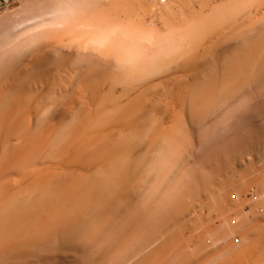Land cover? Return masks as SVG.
Segmentation results:
<instances>
[{"label": "rangeland", "instance_id": "1", "mask_svg": "<svg viewBox=\"0 0 264 264\" xmlns=\"http://www.w3.org/2000/svg\"><path fill=\"white\" fill-rule=\"evenodd\" d=\"M40 1H42V0H40ZM39 0H38V3L40 2ZM45 1V3L47 2V3H49L48 2V0L46 1V0H44ZM70 1V0H69ZM82 0H80V2H81ZM91 0H87V2H90ZM101 1V5L99 4V5H96V6H92L91 5V3H92V1H91V3L88 5L89 6V8L86 6L87 5V3H83L84 4V6L82 5V4H80L77 0H76V2H78L79 4H77V3H75V4H77V5H75V6H77V8L74 6V7H72L73 8V10H72V8H71V5H69V10H71V11H74L75 10V12H73L74 14H72L71 13V11L69 12V15L66 13V14H64V16H66L67 15V18L65 17L64 18V16L61 18V22L62 23H59V21H60V19H59V21H58V23L60 24H58V23H56V22H54V21H52L51 23H47V25H46V23L44 24V26L46 27L45 29H44V26L42 27V29H40L41 27H39L38 29H34V31H31L28 35H27V37H32V34L35 32V30L37 31V33H35L37 36H39V33H46V31H47V33H46V35L48 34H51V35H53V32H55V33H57V32H59V34H60V36H61V33H60V31H62L63 32V30H64V28L66 29H76L77 31H81V34L82 33H84L83 31H85V29H87L88 30V28L90 27V26H92L93 24L92 23H94L95 25H96V28H97V30H98V28L100 29V31L102 30L101 28H105L106 27V25H105V27L103 26L105 23H108L109 21H108V19L109 20H111L112 19V16H113V14H114V16H115V14H117V13H120L118 16H120L121 15V12L119 11V12H117V10H121V6L122 5H125L126 6V4H128V2H126L127 0H124L126 3L124 4V1L123 0H119L120 2L119 3H122V5H120V6H118V2H117V0H100ZM108 1V2H107ZM129 2L131 1V5H129V6H127V8L125 7V9H128V10H130L129 8L131 7V10L132 9H134V11H133V13H130V15H128V16H131V14H132V16L131 17H129V18H131L130 20H128V21H130V22H126L125 21V24H124V26H123V28L121 29H117V27H118V25L116 24V23H118V21L119 20H122L123 18L122 17H120L119 18V20H118V16L116 15V17H117V20L118 21H116V17H115V19H114V21H115V24L117 25V27L115 28L116 29V31L118 32V33H115L114 31V33L111 31L112 29H113V27H111V25L113 24V25H115L113 22H112V20L110 21V22H112V24L110 25V24H108L111 28V30L109 31H104L103 30V32L101 31H99L97 34V36L98 37H94V38H92L91 37V35L90 34H92V33H95L94 31H95V29L93 28V30H92V32H91V30L90 31H88L87 33H89L90 32V34H87V35H90V39H92V46H93V48H95V46H98V48H96V49H101V48H104V47H106V49L104 48V49H101L102 51H104V50H107V48L109 47V45H110V48H114L115 46H117L116 48H118V49H114V50H116L117 52V55H118V57H120L121 55V59L120 60H122V58H123V60H124V58L126 59V60H124L125 61V63H124V61H122L123 62V65L121 66V65H119L120 63H122L121 61H120V63L118 64V60H119V58L117 59V64H118V66H117V64H116V62L112 65H110L109 67L107 66V68H109L108 69V71L110 70V71H112V72H116L117 73V75L118 76H121V75H123V79H125V80H134V78L137 76V77H140V79L141 80H148V78H149V80H151V82L153 81V82H157L156 80H167V79H170V77H171V79H172V77H174L175 76V78L172 80L173 81V83H171L170 84V86L167 88V87H165V85L163 86V88H167L168 90H170L171 89V87H173L174 88V94H173V96L175 95V97H176V93L175 92H177V97L175 98V97H173V98H175V99H173L172 100V98H171V100L170 101H172V103H170L169 101L167 102V103H165L166 105H169V104H173V102L175 101V103L173 104V105H169V108L171 109V111H173V113H171V114H169L165 119H164V121L165 122H163V120H161V124L163 125V126H168L169 128H170V123H173V124H175V129L173 128V130L172 131H174L175 133H171V131L169 132L170 134H171V136L169 135V138L168 139H170L172 136V139L170 140L171 142L169 143V141H168V143H167V150L165 149V146H166V143H164V147L162 148V149H164V150H166V152H165V158H162V157H160L161 158V162H160V160H159V163H156L155 161H151L150 163L152 164L153 163V165H150V164H148L144 169H143V171H140V174H136V175H134V176H136L135 178H132V179H134V180H132V182L134 181V183H135V185L137 184L136 182H138L139 181V183H138V185H139V187L138 188H136V187H134V188H136V189H134L132 186V190L134 191H136V192H134V193H136V194H134L133 193V191L130 189V188H127L124 192H122V191H119V192H117V193H115V195H113L114 194V192H115V190H113L114 192L113 193H111L112 192V190H111V197H109L110 195H108V199L106 198L105 200H103V201H105V202H102V203H105L106 204V206H103L102 204H99L100 205V208H102V207H104V208H102L103 210H100V208H99V210L95 207L96 205H89V206H91V211L93 212L92 214H94V213H96L97 211H100V213L99 212H97L96 214H98V215H96V214H94V215H96V216H94L93 218H92V214H90V212L91 211H89L88 212V214H90V216H91V218L89 217V216H87V218L88 219H91V222H90V224H89V222L87 223L88 225L86 226V224L84 223V222H81L82 220H84V218H85V216L83 215V214H81V213H79V209H82L83 208V205L84 204H80V206H82L81 208H80V206L77 208V207H75V209H71L70 207L72 206H69L67 209H69V211H67L66 209V212L67 213H63L64 215L63 216H54V217H56V218H54V219H56L55 220V222L54 221H51V219H50V216H48V214H45L46 212H50L51 211V206L52 205H48V204H50L49 203V200H46L47 201V203H46V201H44L43 203H42V205H46V206H48L47 208H46V210L44 209L43 210V207H41L42 209H38V208H40V206H42V205H39V204H41L40 202H42L40 199H41V197L42 196H40V198L38 199L37 197H30V196H33V195H30L29 196V194L28 195H26V197H28L27 199H24V200H26V201H28V199H30V198H33V199H35V198H37L36 200H34V202L35 203H37V205L39 206H37V205H34L33 207H32V209L34 208L35 210L36 209H38L37 211L38 212H36V215H32L33 214V211L32 210H30L29 211V209H26L28 212H29V215L28 214H25L27 211L23 208V209H21L20 210V213L21 214H25V215H22L21 216V214L19 213V211H13V212H5V210L3 211V209L2 208H4V206H3V204L5 205V202H6V200H8V199H11L12 197H15V199H19V200H21V201H24V200H22V198H21V196H23V197H25V195H23V194H27L28 192L26 191V190H28V188L30 189V187H27V185L28 184H26L27 183V181H28V179H30L31 177H32V174H33V172H34V174L33 175H35L36 174V170H38V167H39V170H41L43 167H49L50 168V172H51V170H53V173H54V171L56 170V171H58V169L59 168H61V169H64V167L66 166V165H64L65 163H67L66 162V160L69 162V160L71 159H69V157L71 156L72 157V160L74 161L76 158H74L73 159V157H76V156H72V155H70L69 157L68 156H66V158L65 157H63L62 155H60L59 156V154L57 155V153H56V155H57V157H56V159H53L55 156V154L53 155L54 157L52 158L53 160L52 161H48V160H46V159H48V158H46V159H44L43 158V154L40 156V157H37L36 159L37 160H35V158L33 159V160H35V162H36V166H35V164L33 163V161L32 162H29L27 165L28 166H30V164H34L33 166H35V167H30L26 172H24L28 167H23V168H25L24 169V171H23V168L20 170V168H19V163H17V161L15 160L16 158V153H17V149H16V146L18 147V143H20V141L21 140H23V138H25L26 139V137H28L29 136V133L32 131V133H34L36 130L38 131V129H36V130H34L32 127H35L34 126V124L38 121L37 119H42L41 121L43 122V121H45L44 123H46V121L48 122V116H46L47 118H45V120H43L44 118L43 117H45L44 115H43V112H42V110L47 106L48 107V103L49 104H53V101L55 100V98H56V100H58L59 99V97L60 96H63V93L64 92H61L60 93V91H57V93L55 92L54 94H52L51 96H50V102L48 101V103L46 102V106L41 110H39L40 111V113H39V111L37 112L36 110H30L31 111V113H33L32 115L30 114V117H28V119H25L26 121H25V123L23 124V126H24V128L22 127H20V128H17V129H15V127L13 128V130L14 131H12V132H14L13 134H12V132H11V127H8L6 130H5V132H3L4 134H2L3 135V137H2V139H1V141L3 142V143H1V141H0V143H1V145L3 144V146H0V152H1V154H0V163H3V164H0V169H1V167H3L1 170H2V172L0 171V208H1V211L2 212H0V251L2 250V247L1 246H3V249L4 248H7V251L5 250H3V252L1 253L0 252V254H2V255H0V264H119L120 263V258H122L123 259V257L125 256V254L127 255V256H131V254L135 251V248H133V247H136V246H138V245H134V244H138V243H140V240H138L137 238H139V234H140V237L141 236H143V235H141V231H142V229H144L145 227L147 228H145L143 231H142V234H144V236L146 237V234H150V236H151V234H153L154 232H155V227H157L156 228V230L158 231L159 230V227L161 228L162 226H159V225H161V223L160 222H163L164 221V223L163 224H166L165 222H166V220H164V216L166 215V218L168 217L167 216V214H165V213H167V211L165 210V209H168V211H169V209L170 208H172V207H174L175 209L177 208L178 209V207H176L177 206V204H178V202L177 201H179V202H181V201H183V202H185L186 200H187V198H188V204H189V199H190V194L191 193H193L196 189L195 188H197V186H198V188L202 185H198V184H200L199 182H200V179L203 177V175H202V177L201 178H199V182L197 181V179H198V177H200L201 175H199V174H201L199 171V176L197 177L196 176V172H197V169L198 168H196V166L198 167V166H200V165H204V167H205V169H206V171H207V175H208V171H210V168H214V171H216V170H218V169H220L221 170V168H220V166L222 167L223 165V171L225 170L224 168H225V166L227 167V163H228V165L229 164H231L232 165V167L234 168L233 170L235 171V173L236 172H239L240 173V176L242 175V177L244 176V178H246L245 176H247L246 174H245V172H247L248 171V174H249V179H247L246 180V182H248L249 180L250 181H252V183L250 182V183H247L246 184V182H245V186H247V191L245 190V192H247V193H245L244 192V195L243 196H247L246 197V199L244 198V200L246 201V202H239V206H238V199H237V205L236 204H234V203H236L235 202V200L233 201V204H232V206H233V208H229V206H230V204H229V206H227L228 204H226L227 203V201H228V198L229 197H231V193H229L228 191L229 190H231V187H230V185L227 183V181H231L233 178L234 179H236V176H235V174H234V172L233 171H228V172H230L229 174H230V176H229V174L227 175V176H225V175H223L222 173H223V171L221 170V172L222 173H220V170H218L215 174H217V175H219V177H217V175H216V178H219V179H222L221 181L220 180H215L216 182H215V184H217V182H219L220 181V184H218V185H220L219 187H220V189H221V187H222V190H223V188H224V190L226 189V186H225V184L227 183L228 184V190H225L224 192H222V190L220 191V193H221V195H224V193L227 191V193H229L230 195H229V197L228 198H226V200H225V197H227L226 196V194L224 195V197L223 196H221V195H219V196H221L222 197V199L223 200H225L226 201V203H224L230 210H231V212H230V210H228V208L227 207H225L224 208V204H222L221 206H223V208L224 209H226L227 211H229L228 213H226L225 214V212H227L226 210H224L223 211V208H220V204L218 203L220 200H222L221 198L220 199H218L217 200V202H216V204L218 203L219 205H218V207L220 208V209H222V211H220L219 209H217L218 207L216 206V204H215V201L216 200H214V199H211L210 200V196H209V198L206 196V194H204L205 196L203 197V192H201V195H199V193H198V196H197V198H198V200L200 201V205L201 206H199V207H197V205H196V203H197V201H196V203L194 202V203H192V204H194V205H190V206H194V207H192V209H194L195 207H197V208H195V209H199L200 210V208L202 207V206H205V205H203L204 203L206 204V209H207V207H208V203H206L208 200L211 202L212 200H213V203H214V208L215 209H213V210H216V212H214V215H213V219L218 223V221L219 220H216V218L218 219V216H216V217H214L216 214L215 213H217V215H218V212L220 211V214H221V216H219V217H221L222 219H224L225 217H228V219L230 220V223H229V220H220L221 222L220 223H223L224 221L226 222V221H228V224L226 223V225H227V228H225V230L226 229H232L233 227H231V226H233V225H231L230 226V224H231V220L232 219H234L235 218V222H237V225L239 226V224H240V226H241V223H243V219L241 220L239 217H241V215H243V217H249L251 214H249V212L251 211L250 209H252V211H255V213H256V211H259V213L263 210L264 211V208L262 209V207L264 206V199L263 200H261L262 198V196L260 195V193L261 192H263L262 191V189H263V187H262V185H264V183L263 184H261L264 180H262V178H264V157H263V155H264V152H263V150H264V148H262L263 146H264V112H263V114L261 113V111H263V108H262V110H260V113H261V116H259L260 118H261V121H260V118H258V119H256L257 117H256V115H259V114H257L259 111L257 110V109H260L261 108V106L263 107V105H264V103L262 104V102H263V100H264V78H263V80H262V78H260V80H259V78H258V76L257 75H260L259 77H261L263 74H264V16H263V14H264V12H261V10H259V7H261V5H262V7L264 6V0H247V2H246V5H245V3L244 2H242V3H244V5L242 4V3H239V2H241V1H245V0H238L239 2H237L236 0H165V2L164 3H162V4H160L161 2L159 1V0H144V2H142L143 0H140V1H138V0H128ZM133 1V2H132ZM170 1V2H169ZM185 1V2H184ZM204 1V2H203ZM222 1V2H221ZM224 1V2H223ZM228 1V2H227ZM235 2V3H233V2ZM248 1L251 3H249L250 4V6H249V4L247 5V3H248ZM29 2H33L32 0H28V1H26V0H16L15 1V3H13L12 5H10V6H7V7H2V8H0V16L3 18H1L2 19V21L3 20H5V19H9V20H5V21H8L7 23H8V25L12 22V21H14V20H12V18H16V17H18V16H20L21 14L23 15L24 14V12L26 13L27 11H23V13H21L20 11H22V9H27L28 10V5L30 4ZM36 2V1H35ZM35 2H33V3H35ZM74 3L75 1L73 0V1H70V3ZM83 2H86V1H83ZM93 2H97V0H95V1H93ZM116 3L115 4V6H113L111 3ZM259 2V3H258ZM69 3V4H70ZM98 3H99V1H98ZM97 3V4H98ZM110 3V4H109ZM150 3V4H149ZM231 3V5H233V4H235L236 6H237V3H238V5L240 6V4H241V6H240V8H238L239 6H237V9H235V10H237V11H235L233 8V14H232V11H230L231 9L228 7L229 6V4ZM111 6L112 5V8L111 7H108L109 8V10H108V8L106 7V6H109V5ZM130 4V3H129ZM145 4V5H144ZM147 4V5H146ZM216 4V5H215ZM93 5H95V4H93ZM228 5V6H227ZM257 6V8L258 9H255L256 8V6ZM32 6V5H31ZM36 6H37V3H36ZM99 8H98V7ZM235 6V7H236ZM242 6H243V8H242ZM27 7V8H26ZM33 7V6H32ZM32 7H30L31 9H32ZM34 7H35V5H34ZM82 7V9L84 10H78V8H81ZM95 7V8H94ZM101 7V8H100ZM104 7V8H103ZM119 9H118V8ZM123 8H124V6H122ZM129 7V8H128ZM133 7V8H132ZM262 7H261V9H262ZM122 8V9H123ZM202 8V9H201ZM218 10H216V9ZM224 8V9H223ZM227 8V9H226ZM244 8H246V10L244 9ZM250 8H254V9H251V10H253V11H250L249 13H248V15L250 16V15H252L250 18H252V17H254L253 19H256L257 17V19H259V16H257L256 15V12H257V10H259L258 12H259V15L261 14L262 15V17L260 16V19L258 20V21H255V20H253L254 22V24L256 23V25H254L253 26V23L249 20L250 18L249 17H247L248 15H246V13H243V14H245L246 15V17H242V14L240 15L241 17L239 18L238 17V15L235 13V12H241V11H243V10H245V11H249L248 9H250ZM264 8V7H263ZM86 9V10H85ZM91 9V10H90ZM95 9V10H94ZM97 9H99L98 11H97ZM103 9V10H102ZM113 9V10H112ZM116 9V10H115ZM124 9V10H125ZM136 9V10H135ZM225 9H226V11H225ZM239 9V10H238ZM18 10H20V11H18L19 12V15L16 13ZM33 10V9H32ZM34 10H36L35 8H34ZM78 10V11H77ZM89 10V11H88ZM111 10V11H110ZM123 10V11H124ZM127 10V11H128ZM130 10V12H132ZM215 10V11H214ZM223 10V11H222ZM229 10V12H227ZM255 10H256V12H255ZM86 11V12H85ZM90 11H92L91 13H90ZM96 11V12H95ZM102 11V12H101ZM136 11V12H135ZM214 11V12H213ZM262 11H264V9H262ZM32 12V11H31ZM36 12V11H35ZM77 12V13H76ZM111 12H112V14H111ZM126 12V11H125ZM124 12V13H125ZM195 13V15H194V17L193 16H191V13ZM221 12H223V14L221 13ZM244 12V11H243ZM258 12H257V14H258ZM17 15H16V14ZM21 13V14H20ZM76 13V14H75ZM81 13V14H80ZM94 13H95V16H94ZM97 13V14H96ZM123 13V12H122ZM127 13V12H126ZM129 13V12H128ZM127 13V14H128ZM135 13V14H134ZM136 13H137V15H136ZM193 13V14H194ZM198 13V14H197ZM214 13H216L217 14V16H219L220 15V24L218 23V27H216V26H214V25H216L217 23H216V21H219V20H217L218 18H216L217 16H216V14H214ZM234 13L237 15V18H235L236 17V15H234ZM242 13V12H241ZM252 13H255V16H254V14H252ZM15 14V16H13ZM28 14V13H27ZM31 15H32V13H30ZM100 14V15H99ZM127 14H125L126 16H127ZM205 14V15H204ZM206 14H209V15H206ZM212 14H214V16H212ZM228 14H229V16H228ZM230 14H232V15H234V16H232V15H230ZM240 14V13H239ZM29 15V14H28ZM30 15V16H31ZM105 16V17H103V16ZM107 15H109V17H107ZM123 15V14H122ZM6 17L5 19H4V17ZM70 16V17H69ZM80 16H82V17H80ZM86 16V17H85ZM100 16H102V18L101 19H105V18H108L107 19V22L106 21H104V19H103V22H104V24H102L101 23V25L99 24H96V23H100L102 20L100 19V21H98L97 19L98 18H100ZM114 16H113V18H114ZM127 16V17H128ZM200 18H202V19H200ZM215 17L214 19L212 18L211 20H209L208 21V19H206V17L208 18V17ZM10 17V18H9ZM72 17V18H71ZM78 17V19H76ZM96 17V18H95ZM127 17H126V19H127ZM178 18V20H180V21H182V22H184L183 24H182V22L180 23L179 21H177L175 18ZM203 17H204V19H203ZM256 17V18H255ZM14 18V19H15ZM63 18H64V20H65V22H64V20H63ZM68 18L70 19V20H68ZM75 18V19H74ZM82 18V19H81ZM91 18H94V19H91ZM125 18V17H124ZM174 18V19H173ZM193 18H195V19H193ZM222 18H224V20H226L227 22H225ZM227 18V19H226ZM234 18H235V21H234V23L236 24H238V23H240L239 25H240V27H239V25L237 26L239 29H237L236 28V26H234V25H232V21L234 20ZM239 18V19H238ZM244 18H246V19H248L247 21H249V23H252L251 25L253 26V29L252 30H255V31H253V33H254V35L252 34V33H250V32H252L251 31V26H247L246 24H249L248 22L247 23H245V25L247 26V27H244L243 25H241V23L242 24H244L242 21H244V22H246L245 20L246 19H244ZM1 19H0V25L2 24V21H1ZM11 19V20H10ZM74 19V20H73ZM83 19H85V21L88 23V25H87V23L83 20ZM86 19H88L90 22H92V23H90V22H88V20H86ZM125 19V20H126ZM238 19V20H237ZM241 19V20H240ZM243 19V20H242ZM256 19V20H257ZM68 20V21H67ZM73 20V21H72ZM76 20V21H75ZM81 20V21H80ZM93 20H96L95 22L93 21ZM173 20L174 21H177L176 23L174 22V23H171V22H173ZM194 20V21H193ZM195 20H196V22H195ZM208 21V24H206V23H204V22H200V21ZM240 20V22H238ZM11 21V22H10ZM78 21V23H76ZM82 21H84V22H82ZM98 21V22H97ZM210 21H212L211 23L213 24L214 22V24H213V26L214 27H212V29H210L211 28V26H212V24L210 23ZM214 21V22H213ZM63 22H64V24H63ZM109 22V23H110ZM120 22V24H121V21H119ZM167 22V23H166ZM180 24H182L183 26H180L179 25V23ZM197 24V28L195 27V23ZM198 22H200V23H198ZM221 22H224V24L223 23H221ZM52 23H53V25H55V24H57L56 26L57 27H54L53 25H52ZM68 23V24H67ZM81 23V24H80ZM202 23H204L203 24V27H202ZM5 24H6V22H3V27L5 26ZM49 24V25H48ZM62 24V25H61ZM67 24V25H66ZM71 24H73V25H71ZM91 24V25H90ZM119 24V25H120ZM122 24V25H123ZM185 24V25H184ZM191 24H194L193 26H192V28H194V29H190V30H197L198 29V25L202 28V30H204L205 31V34H203L204 33V31L202 32L201 30H200V27H199V31L198 32H196V34L198 35H204V38L206 37V39H208V40H204V38L202 37H200L199 38V35L198 36H196L195 34H194V32L195 31H193L192 32V34L190 35L189 33V29H187L188 28V26L189 25H191ZM211 24V25H210ZM8 25H6L7 27H8ZM43 25V24H42ZM60 26V28H59V26ZM66 25V26H65ZM68 25H69V27H68ZM71 25V26H70ZM76 25V26H75ZM81 25V26H80ZM90 25V26H89ZM97 25H98V27H97ZM121 25V26H122ZM206 27H205V26ZM208 25H210L209 26V28H207L208 27ZM222 25H223V27H222ZM228 25H232V27H233V29H231L230 27H228ZM261 25L263 28H261V26L259 27V26ZM2 26V25H1ZM0 26V27H1ZM51 26H53L52 28H50ZM62 26H63V28H62ZM88 26V27H87ZM94 26V25H93ZM167 26V27H166ZM173 26H175L174 28H173ZM179 26L180 27H182V28H180L179 29ZM187 26V27H186ZM241 26H243L244 28H241ZM259 28V30H258V28ZM6 27V28H7ZM71 27V28H70ZM72 27H75V28H72ZM78 27H80V28H78ZM101 27V28H100ZM120 27V26H119ZM226 27H227V29H226ZM248 27H250L249 29H248ZM2 28V27H1ZM47 28L48 29H52L53 30V32L52 31H50V30H47ZM91 27H90V29H92ZM108 28V27H107ZM125 28V29H124ZM173 28V29H172ZM181 31V30H185V28L187 29V32H189V33H187V35L189 34V36L191 37L192 36V41L190 40V42H192L191 44V47L190 48H193V47H195V46H197V50H195V48L192 50V49H189L188 47L189 46H185V48H186V50H184V44L186 45V43H184L186 40H187V37L186 36H184V37H186V40L184 41V42H181V41H179L180 39L182 40V39H184V38H182L183 36H181V38L179 37L181 34L180 33H178V32H176L175 30H178V29ZM189 28H190V26H189ZM196 28V29H195ZM204 28H206L207 29V31L204 29ZM214 28V29H213ZM66 29V31H67V34L69 33V31ZM133 29V30H132ZM171 29V30H170ZM217 29H219V30H222V29H225L226 31H224V32H222V31H220L219 32V30H217ZM235 29H237V30H241V32L243 33V31H244V35H243V37L239 34V33H241L240 31L238 32L237 30H235ZM245 29H247L248 30V32H249V30H250V32L248 33V32H246V30ZM38 30H39V32H38ZM41 30V31H40ZM60 30V31H59ZM74 31L75 33H76V36H77V34L78 33H80V32H78L77 33V31ZM123 30V31H122ZM132 30V31H131ZM170 30V31H169ZM178 30V31H179ZM189 30V31H188ZM209 30H212V31H214L215 32V34H214V32H212L211 34H214V35H217V34H219V36H217L216 37V39H215V43L217 44L218 43V45H222V43L220 42L222 39H223V37L224 38H226V37H230L231 36V38H233L232 36L235 34V38H238V36H237V34H239V37L241 36V40H239V41H241L240 43H242V44H244L245 45V43H247L248 41H250V40H252V38H254L255 37V35H258V36H256V39L253 41L252 40V42H256L255 43V46H249L248 44L250 43V42H248L246 45H245V47L243 46V47H240V43L238 44V46H239V48H237L238 50H237V52H236V48H235V46H237V42H239L237 39H235V40H237L236 42H234V45L235 46H233V44H232V42H231V44H229L230 42V40L231 39H229L228 40V43H227V41H226V43H225V40H224V43L227 45V46H233V48H234V50H235V52L236 53H233L234 52V50H233V52H231L230 51V49H232V47H228V48H226L225 49V47H226V45L224 46L223 45V48H224V50H222L223 48L221 47V45L219 46L220 48H222L221 50L218 48V46L216 45V46H214L215 45V43H214V35H210V32H209ZM217 30V31H216ZM230 30V31H229ZM231 30H234V31H236V32H238V33H234V31H233V33L234 34H232L231 33ZM45 31V32H44ZM49 31V32H48ZM57 31V32H56ZM173 31H175V32H173ZM71 32L72 33H74L73 32V30H71ZM71 32L69 33L70 34V36L72 35L71 34ZM97 32V31H96ZM111 34L112 33V35H110V36H107V37H105V35H109V33ZM184 33L183 34H185V31H183ZM200 32V33H199ZM202 32V33H201ZM218 32V33H217ZM222 32V33H221ZM227 32V33H226ZM246 32V33H245ZM74 33V34H75ZM128 33V34H127ZM132 33H134L133 35H132ZM146 35H145V34ZM175 33V34H174ZM176 33H178V34H176ZM182 33V32H181ZM209 33V34H208ZM217 33V34H216ZM227 35H226V34ZM241 33V34H242ZM73 34V35H74ZM86 34V33H85ZM85 34H83L84 35V37L83 38H86L87 39V37H89V36H87V37H85L86 35ZM102 34V35H101ZM117 34V35H116ZM122 34V35H121ZM141 34V35H140ZM180 34V35H179ZM182 34V35H183ZM193 34H194V38H193ZM222 36H221V35ZM252 35L253 37H251L250 36V38L251 39H249L248 40V37L247 36H249V35ZM31 35V36H30ZM36 35H34L33 34V36H36ZM42 34H40V36L39 37H42L41 36ZM47 35V36H48ZM55 35V34H54ZM58 35V34H57ZM94 35H96V34H94ZM101 35V36H100ZM130 35H131V37H130ZM164 35H165V37H164ZM174 37H173V36ZM178 35V36H177ZM206 35V36H205ZM225 35H226V37H225ZM59 36V37H60ZM80 36V35H79ZM116 36V37H115ZM123 36V37H122ZM171 36H172V38H171ZM207 36H208V38H207ZM211 36V37H210ZM259 36H261V37H259ZM122 37V38H121ZM132 37H134V38H132ZM155 37V38H154ZM177 37V38H176ZM189 37V38H190ZM220 39H219V38ZM258 37V38H257ZM56 38V37H55ZM71 39L73 38V39H76V38H78V36L75 38V35H74V37H70ZM69 38V40H71ZM79 38H81V37H79ZM83 38H81V39H83ZM129 40H128V39ZM141 38V39H140ZM153 38V39H152ZM157 38V39H156ZM161 38V39H160ZM167 38V39H166ZM174 38H176V39H174ZM222 38V39H221ZM248 40H246V39ZM80 39V40H81ZM86 39H84V40H86ZM89 39V44H91V40ZM143 39V40H142ZM196 39H198L197 41H196ZM210 39V40H209ZM213 39V40H212ZM226 39H228V38H226ZM242 39H244L245 41H242ZM77 40V39H76ZM75 40V42H74V44L77 42ZM79 40V39H78ZM79 40V41H80ZM88 40V39H87ZM94 40V41H93ZM101 40H103V41H101ZM165 40V41H164ZM168 40V41H167ZM172 40V41H171ZM175 40H177V41H175ZM201 40V41H200ZM212 40V41H211ZM219 42H218V41ZM78 41V42H79ZM83 41V40H82ZM81 41V42H82ZM96 41V43H94ZM108 41V42H107ZM111 41V42H110ZM114 41V42H113ZM122 41H124V42H122ZM132 41V42H131ZM156 43H155V42ZM174 41L176 42L175 44H173L174 43ZM183 41V40H182ZM188 41H189V39H188ZM204 41L206 42L207 41V43H204ZM223 41V40H222ZM231 41H234V39H232ZM83 42H86V41H83ZM100 42H101V44H100ZM138 42H140V43H138ZM166 42V43H165ZM168 42H170V44L168 43ZM179 42H180V45H179ZM190 42L189 43H187V45L188 44H190ZM196 42V43H195ZM198 42V43H197ZM200 42V43H199ZM243 42H245V43H243ZM251 42V45L253 44ZM80 43V42H79ZM100 45H99V44ZM119 43V44H118ZM132 45H131V44ZM144 43V44H143ZM159 45H158V44ZM182 43H184L183 44V46L181 45ZM212 43V44H211ZM77 44V43H76ZM75 44V45H76ZM85 44V43H84ZM104 46H103V45ZM141 44V45H140ZM162 44V45H161ZM196 44V45H195ZM242 44H241V46H242ZM77 45H79V44H77ZM86 45H88V42L86 43ZM113 45H115V46H113ZM153 45H155V46H153ZM169 45V46H168ZM172 45H174V46H172ZM194 45V46H193ZM201 45V46H200ZM89 46V45H88ZM99 46H103V47H99ZM151 46V47H150ZM181 46V47H180ZM237 46V47H238ZM248 46H249V48H248ZM162 47V48H161ZM178 47H180V49L178 48ZM215 47H217L216 49H217V51L219 52H217L216 51V49H215ZM247 47V48H246ZM89 48H91L90 46H89ZM92 48V49H93ZM147 48V49H146ZM164 48H166V49H164ZM178 48V49H177ZM182 48H183V50H184V52H185V54L183 53V51H182ZM199 48V49H198ZM202 48V49H201ZM207 48H209V49H207ZM242 48V49H241ZM245 50H244V49ZM253 48V49H252ZM95 49V50H96ZM120 49V50H119ZM124 49V50H123ZM146 49V50H145ZM176 49V50H175ZM190 50V52H189V50ZM212 49H214L215 51L213 52V53H217V54H219V58H218V55H216V54H210L209 52L212 50ZM219 49V50H218ZM248 49V50H247ZM119 50V51H118ZM145 50V51H144ZM167 50V51H166ZM171 51V52H173V53H176L175 55H176V57L178 56L179 57V54L177 55V50H181L180 52H181V54L180 55H182V54H184V55H186V57H184V55L183 56H181V57H179V59H182V60H185L184 61V63H183V61H178V59H176L177 61H176V63H175V60H174V65H173V63H171L170 61H173V57H175V56H173V54H171V53H169V51ZM202 50V51H201ZM204 50V51H203ZM226 50V51H225ZM228 50V51H227ZM241 50H243V51H241ZM99 51V50H98ZM98 51H97V54H98ZM122 51V52H121ZM156 51V52H155ZM176 51V52H175ZM213 51V50H212ZM212 51H211V53H212ZM233 53L232 55H235V58H233L234 56H232L231 55V57L233 58H228L227 56L228 55H230V54H228L227 55V53ZM239 51H240V53H239ZM100 52V51H99ZM121 52V53H120ZM165 52V53H164ZM168 52V53H167ZM180 52H178V53H180ZM203 52V53H202ZM243 52V53H242ZM126 53H127V55H126ZM155 53H158V54H155ZM187 53H190V55H188ZM193 53V56L191 55ZM199 53V54H198ZM222 53V54H221ZM226 53V54H225ZM239 53V54H238ZM251 53H252V55H251ZM199 56H198V55ZM224 54V56H225V58L227 57L228 59H225V58H223L224 56H222ZM238 54V55H237ZM242 54V55H241ZM125 55H126V57H125ZM130 55V56H129ZM134 55V56H133ZM149 55V56H148ZM170 55V57H168L167 58V56H169ZM188 55V56H187ZM213 55H214V57H213ZM236 55H237V57L238 58H236ZM251 55V56H250ZM146 56V57H145ZM157 56V57H156ZM173 56V57H172ZM189 57H190V59L191 60H189ZM192 57V58H191ZM207 57V58H206ZM209 57L211 58V59H209ZM216 57H217V59H216ZM221 57L223 58V59H221ZM247 58V61H246V63L244 62L245 60L244 59H246ZM251 57V58H250ZM186 58V59H185ZM214 58V59H213ZM151 59H153V60H151ZM162 59H163V62H161L162 61ZM164 59H165V61H167V62H164ZM197 59V60H196ZM216 59V60H215ZM219 59V60H218ZM220 59L222 60V61H220ZM226 60V63L225 62H223V60ZM149 60H150V62H149ZM201 60V61H200ZM207 60V61H206ZM208 60H209V62H208ZM213 60H215L214 62H213ZM231 60H234V61H231ZM78 61V60H77ZM116 61V60H115ZM132 62V63H126V62ZM154 61H156L155 63H154ZM170 62V65H168L169 64V62ZM220 62V64H218V62ZM182 63V66H180L181 65V63ZM194 62V63H193ZM197 62H198V64H197ZM207 62H208V65H207ZM223 62V63H222ZM232 62V63H231ZM75 63V64H74ZM87 62H84V61H78V62H73V64H72V66H74V67H72V70L74 71V70H79V72H80V70H83V69H85V68H88V67H92V65H88V64H86ZM140 63V64H139ZM162 63V64H161ZM163 63H165V64H163ZM201 63H202V65H201ZM211 63V64H210ZM221 63H222V65H221ZM225 63V64H224ZM228 63V64H227ZM259 63H260V66H262V67H260V66H258L259 65ZM116 64V65H115ZM129 64V65H128ZM160 64V65H159ZM175 64H178L179 65V68H178V66L177 65H175ZM185 64H186V67H185ZM196 64H197V66H196ZM56 64H54V66H55ZM63 65V64H62ZM86 65V66H85ZM115 65V66H114ZM157 65V66H156ZM189 65H191V66H189ZM196 66V68H195V66ZM207 65V67H204V66H206ZM218 65V66H217ZM221 65V66H220ZM227 65H228V67H227ZM52 66L51 65V67L52 68H50V66H47V68L45 69V70H42V73L44 74H46V77L44 78V77H42L41 79L44 81V80H48L49 78H50V80H60L61 79V77L63 78V81L65 82V84H61V86L63 85H69L70 86V84H71V80H74V82L75 81H77V80H82V79H78V77H77V75H75L74 73H73V71L69 68V65L68 66H65V67H68L67 68V71L69 70H71L70 72H71V74H69V75H67L66 76V73H70V72H65L66 71V69H65V71H64V66H63V69H62V66L60 67V69H59V67H57V66ZM59 66V65H58ZM88 66V67H87ZM106 66V65H105ZM104 66V68H106ZM112 66V67H111ZM132 66H134V67H132ZM177 66V67H176ZM199 66V67H198ZM215 66H217L218 67V69H217V67H215ZM220 66V67H219ZM225 68H224V67ZM247 66V67H246ZM48 67L50 68V69H57V72L58 73H60V70H62L61 72V74H58V76L56 75L57 74V72H56V74L54 73V75H51V74H53V72H51L52 70H49L48 69ZM54 67V68H53ZM113 67H114V70H113ZM115 67H120V68H122V69H118V68H115ZM124 67V68H123ZM128 67V68H127ZM130 67V68H129ZM135 67H137V70L135 69ZM147 67V68H146ZM152 67V68H151ZM154 67V68H153ZM161 68V67H163V69H159V68ZM165 67V68H164ZM166 67L168 68V67H170L171 68V70H170V68L169 69H166ZM182 67V68H181ZM184 67V68H183ZM188 67V68H187ZM210 67V68H209ZM212 67V68H211ZM258 67H259V70L261 69V68H263V69H261L260 71L261 72H263V73H261L259 70H257L258 69ZM78 68V69H77ZM107 68H106V70H107ZM125 68H127V69H125ZM156 68V69H155ZM186 68V69H185ZM192 68V69H191ZM194 68V69H193ZM204 68H205V71H204ZM209 68V69H208ZM115 69H117V70H115ZM132 69L134 70V71H132ZM142 69V70H141ZM147 69H149V70H147ZM159 69V70H158ZM187 69H189V70H187ZM199 71V72H197V70ZM213 69V70H212ZM222 69V70H221ZM59 70V71H58ZM105 69L103 70V72L104 71H106ZM163 70V71H162ZM175 70V71H174ZM182 70V71H181ZM191 70H192V73L194 74L193 76V78L195 79V81H194V79L192 78V77H190V78H192V79H190L189 78V76H192V75H189L188 76V74L187 73H190V74H192L191 73ZM195 70V73L193 72ZM258 72H260V73H258L257 74V71ZM45 71V72H44ZM50 71V72H49ZM54 72L56 71V70H53ZM63 71H64V73H63ZM108 71H106V73L108 74ZM109 71V74L107 75L106 73H105V75L107 76V78H105L106 76H104V74H103V72H102V74H103V76L101 75V78L102 77H104V79L105 80H115L116 78H118V77H116V76H113V74L115 75L116 73H113L112 74V72H110ZM120 72L119 74H118V72ZM124 71V72H123ZM125 71H126V73H125ZM128 71V72H127ZM144 71V72H143ZM147 71V72H146ZM149 71H153V72H149ZM184 71V72H183ZM188 71V72H187ZM190 71V72H189ZM201 71H203V72H201ZM209 73H208V72ZM211 71H213L212 73H211ZM240 71H241V73H240ZM49 72V73H48ZM139 72V73H138ZM146 72V73H145ZM161 74H160V73ZM183 72V73H182ZM196 72H197V74H196ZM206 74H205V73ZM216 72V73H215ZM239 72V73H238ZM256 72V74H254ZM41 73V74H42ZM122 73H125V74H122ZM149 73V74H148ZM159 75H158V74ZM171 73V74H170ZM198 73H204L203 75H201L200 76V74L198 75ZM207 73H208V75L209 74H211V75H207ZM243 73V75L240 77V75ZM42 74V75H43ZM63 74V75H62ZM133 74V75H132ZM135 74H136V76H135ZM139 76H138V75ZM142 74H144L143 75V77H142ZM146 74H148V75H146ZM154 74H156L155 76H154ZM166 74V75H165ZM168 74V75H167ZM183 74L185 75V79H183L180 75H182L183 76ZM187 74V75H186ZM217 74H218V76H217ZM232 74V75H231ZM240 74V75H239ZM47 75H48V77H47ZM49 75H51V76H49ZM60 75V76H59ZM72 75V76H71ZM126 75V76H125ZM129 77H131V78H129ZM141 75V76H140ZM150 75V76H149ZM172 75H174V76H172ZM177 75V76H176ZM207 75V76H206ZM237 77H239V79L241 78L242 80H239L240 82H238V80L236 81L237 83H234L235 81H233V79H235V77L236 76ZM250 75V76H249ZM56 77V78H54V77ZM65 76V77H64ZM71 77V79H70V77ZM108 76H111V77H108ZM147 76V77H146ZM160 76V77H159ZM188 76V77H187ZM202 76H205V77H207V79L206 78H204V77H202ZM231 76V77H230ZM264 76V75H263ZM262 76V77H263ZM60 77V79H58ZM115 77V78H114ZM178 77H180L178 80H177V78ZM222 77V78H221ZM254 77V78H253ZM255 77H257L256 79H255ZM121 78V77H120ZM146 78V79H145ZM152 78H154V80H152ZM162 78H164V79H162ZM197 78V79H196ZM199 78H202V79H199ZM204 78V79H203ZM209 78H210V80H209ZM219 78V79H218ZM231 78V80H232V82H231V80H229ZM70 79V80H69ZM103 79V80H104ZM119 79V78H118ZM118 79H116V80H118ZM123 79H119V80H123ZM140 80V79H138V78H135V80ZM170 79V80H171ZM213 79V80H212ZM236 79H238V78H236ZM66 80H67V84H66ZM70 82H69V81ZM175 80V81H174ZM181 80V82H179ZM182 80H185V82H183ZM201 80V81H200ZM202 80H205V82L204 81H202ZM221 80H223L222 82H221ZM251 80V81H250ZM259 80V81H258ZM43 81H41V85H39V88H43L44 87V85H46L45 83L47 82H45L44 81V85L42 84L43 83ZM63 81H61L62 83H64ZM196 81H198V82H196ZM206 81H207V83H206ZM209 81V82H208ZM244 81V82H243ZM262 81H263V83H262ZM68 82H69V84H68ZM200 82H202V83H200ZM217 82H219V83H217ZM229 82H231V84L232 83H234L233 84V88H238V89H240V93H241V91L243 92V93H241V94H239V92L236 90V89H232V85H230V83ZM247 82V83H246ZM248 82H251L250 84L251 85H249L250 86V88L248 87ZM253 82H255V83H253ZM40 83V82H39ZM175 83V84H174ZM176 83H177V85H176ZM221 83L223 84V87H224V84L226 85V83H228L229 84V87H227V88H225V92L227 91V90H229L228 88H230V90H232V92L230 91V93H234L233 95H235L236 94V96L239 98H236L235 100L234 99H232V102L231 103H229L228 101H229V99L231 100V98H232V96H230L231 94H228V96H227V99L225 100V99H223L225 96H226V94L227 93H225V94H223L224 93V91H223V93H222V91H220L219 90V88H221L222 87V85H221ZM245 83V84H244ZM260 85H259V84ZM197 84H199L198 86H197ZM255 84V85H254ZM259 86V87H261V86H263V87H261L260 89H258V88H256L257 87V85ZM108 85L109 86H111L112 84H111V82H108ZM175 85H176V87H175ZM183 85V86H182ZM197 86L196 87V89H195V86ZM238 85V86H237ZM247 86L246 88H245V86ZM43 86V87H42ZM193 87V89H191V88H189V87ZM221 86V87H220ZM228 86V85H227ZM236 86V87H235ZM251 86H252V88H251ZM182 87H183V89H182ZM185 87H186V89H190V91H189V93H188V91L187 90H185ZM188 87V88H187ZM205 87V88H204ZM243 88V89H245V90H241V88ZM64 89H65V87H63ZM62 88V89H63ZM70 88H71V86L69 87V90H70ZM162 88V89H163ZM203 88V89H202ZM249 88V89H248ZM262 88H263V90H262ZM119 89L120 90H122V88L119 86ZM167 89H166V92H168L167 91ZM201 89V90H200ZM227 89V90H226ZM252 89V90H251ZM165 90V89H164ZM163 90V91H164ZM181 90H183V91H185L186 93V95H187V93L189 94L188 96H184L185 94H184V92L183 91H181ZM194 90V91H193ZM219 90V92L220 93H222L224 96L222 97V98H219V99H221V100H225L224 102H228V103H224L223 101H220L219 99L217 100V97L219 96V97H221V95L222 94H217L216 95V93H217V91ZM222 90H224V89H222ZM234 90H236L235 92H233ZM171 91V90H170ZM181 91V93L183 94V97H182V95L181 94H179V92ZM228 92V91H227ZM236 92H238V94L239 95H237V93ZM170 93V92H169ZM202 94V95H201ZM242 94H244V95H242ZM181 95V96H180ZM240 95H242V97H240ZM54 97V100H52V98ZM192 96V97H191ZM197 96V97H196ZM200 96V97H199ZM214 96H216V97H214ZM243 96H244V98H243ZM64 97V96H63ZM63 97H61V98H63ZM181 98V102H182V105L184 106V110L185 111H183V107L181 108V102H180V98ZM188 97V98H187ZM209 97H211V98H209ZM214 97V98H213ZM228 97H230V98H228ZM195 98H197L198 100V102H196V100H195ZM200 98V99H199ZM215 98H216V100H215ZM234 98V97H233ZM194 99V100H193ZM209 99V100H208ZM238 99V100H237ZM55 100V101H56ZM243 100V101H242ZM54 101V102H55ZM256 101H258V102H256ZM261 103H260V102ZM178 102V103H177ZM180 102V103H179ZM183 102H184V104H183ZM209 102V103H208ZM212 102V103H211ZM215 102V103H214ZM218 102V103H217ZM235 102V103H234ZM250 102V103H249ZM254 102V103H253ZM169 103V104H168ZM177 103V104H176ZM208 103V104H207ZM241 103V104H240ZM258 103H260V104H262V105H257V106H255L256 104H258ZM178 104L180 105V106H178ZM212 104L213 105H215V106H213V110L210 108L211 106H212ZM234 104V105H233ZM252 104V105H251ZM194 105V106H193ZM222 105H224V106H222ZM50 106V105H49ZM172 106H173V108H172ZM186 106V107H185ZM196 106V107H195ZM251 106V107H250ZM253 106H255V109L256 110H254V109H252V107ZM258 106L260 107V108H258ZM177 107V108H176ZM179 108H181V110L179 109ZM225 108V109H224ZM254 108V107H253ZM173 109V110H172ZM178 109V110H177ZM229 109V110H228ZM236 109V110H235ZM177 110V111H176ZM179 110H180V112L181 113H183L184 112V116H185V114L187 113V116H185V120H183L182 118H178L177 117V115H175V113L176 112H179ZM245 110H247L246 112H245ZM29 111V112H30ZM188 111V112H187ZM229 111V112H228ZM253 111V112H252ZM257 111V112H256ZM179 112V113H180ZM216 112V113H215ZM240 112V113H239ZM249 112H251V114L250 115H248L249 114ZM256 112V113H255ZM178 113V115H180ZM222 113V114H221ZM247 113V114H246ZM253 113H255V114H253ZM38 114V115H37ZM218 114V115H217ZM39 115H42V116H39ZM182 115V114H181ZM180 115V116H181ZM240 115V116H239ZM242 115H243V118L245 117V115H247V118H245V119H243L242 118ZM37 116H39V117H37ZM251 118H249V117ZM252 116H254L253 117V119H252ZM26 117V118H27ZM37 117V118H36ZM32 119L31 121H30V119ZM240 119V120H238V119ZM180 119V120H179ZM183 120V122H182V120ZM241 119H243V120H241ZM263 119V120H262ZM33 120H34V122H33ZM168 120V122H167V125L165 124L166 123V121ZM244 120H245V122H244ZM247 120H248V122L249 121H253L254 120V123H252V122H250L249 123V125H247ZM241 121H243V123L241 122ZM256 121V122H255ZM262 123H260V122ZM42 122H39L38 121V125H41L42 124ZM26 123H28V124H26ZM39 123H41V124H39ZM44 123L42 124V125H44ZM169 123V124H168ZM260 123V124H259ZM245 124V125H244ZM254 124H257L256 126H253ZM258 125H259V127H258ZM260 125H263V126H260ZM172 126V125H171ZM243 126V127H242ZM247 126H249V128L247 127ZM252 126V127H251ZM26 127V128H25ZM38 126H36V128H37ZM167 127V128H168ZM237 127V128H236ZM242 127V128H241ZM255 127V128H254ZM263 127V128H262ZM30 130H29V129ZM32 128V129H31ZM169 128H168V130H169ZM244 128V129H243ZM250 128H251V130H250ZM9 129V130H8ZM22 129H24V130H22ZM171 129H172V127H171ZM246 129H248V131L246 130ZM16 130H18V131H16ZM34 130V131H33ZM6 131H8V132H6ZM36 131V132H37ZM244 131H245V133H244ZM35 132V133H36ZM239 132V133H238ZM26 133V134H25ZM28 133V134H27ZM255 133H256V136H254V137H252V135H255ZM13 137V138H11V136ZM18 136H17V135ZM31 134V133H30ZM233 134V135H232ZM234 134H237V137H236V135L234 136ZM8 137H7V136ZM262 135V136H261ZM14 136H16V137H14ZM19 136H20V138H19ZM31 136V135H30ZM10 137V138H9ZM18 137V138H17ZM175 137V138H174ZM257 139H256V138ZM17 138V139H16ZM248 138V139H247ZM251 138H253V139H251ZM260 138V139H259ZM6 139V140H5ZM16 139V140H15ZM174 139V141H172ZM243 140H245L244 142H243ZM260 140H262L261 142H260ZM166 141V142H167ZM242 141V142H241ZM251 141H253V143L256 145H254L253 143H251ZM7 142V143H6ZM12 142V143H11ZM22 142V141H21ZM190 144H189V143ZM257 142H259V144L258 145H261V143H262V145H261V149L262 150H259V149H257V151H256V149L255 148H259L258 147V145H257ZM17 143V144H16ZM193 143H194V145H193ZM204 143V144H203ZM250 145V144H252L253 145V148L255 149V151H254V149H245V145ZM250 143V144H249ZM10 144V145H9ZM16 144V145H15ZM8 145V146H7ZM15 145V146H14ZM190 147H189V146ZM244 145V146H243ZM183 148H182V147ZM196 146V147H195ZM4 147H6V148H4ZM13 147V148H12ZM43 147V146H42ZM161 147H162V145H161ZM185 147H186V149H185ZM191 147H193V152L189 149V148H191ZM244 147V149H243V152H246L245 150H247V151H251L252 150V152H246V154H250L251 155V157L248 159V157L249 156H247L246 155V158H243V156H240L239 157V155H244L245 156V154L244 153H240V151H241V149ZM8 148V149H7ZM9 148H12V149H9ZM44 148V147H43ZM42 148V149H43ZM195 148H196V150H195ZM246 148H251V146H246ZM3 149V150H2ZM5 149V150H4ZM182 149V150H181ZM188 149H189V151H188ZM235 149H238V150H235ZM14 150H16V151H14ZM178 150V151H177ZM180 150V151H179ZM230 150V151H229ZM234 150V152L236 151V152H238L239 153V155H238V158L240 159H238L237 158V155H236V158H235V154H237V153H231L232 151ZM259 150V151H258ZM44 151L47 153V151H46V148H44ZM183 151V152H182ZM191 151V152H190ZM260 151H262V153L260 152ZM9 154H8V153ZM11 152H13V153H11ZM16 152V153H15ZM169 152V153H168ZM171 152L172 153H174V154H171ZM188 152H189V154H188ZM195 152V153H194ZM242 152V151H241ZM259 152H260V154H263L262 155V159H261V161H262V163L261 162H259V160H258V157L260 156H258V154H259ZM180 153V154H179ZM183 153V154H182ZM193 153H194V155H193ZM10 155V156H8V155ZM169 154V155H168ZM178 154H179V156H178ZM200 154V155H199ZM13 155V156H12ZM174 155V156H173ZM175 155H176V157H175ZM183 155V156H182ZM195 156L194 158H195V160H193L194 158H193V156L191 157V158H193L192 160L195 162L196 161V158H197V162L195 163V165L196 164H199V165H196L195 167H193L194 166V162H192L191 161V158H189L190 156ZM232 155H234V158H233V156ZM223 156H225V157H223ZM231 158H230V157ZM252 156H253V158H252ZM255 156V157H254ZM11 157V158H10ZM46 157V156H45ZM167 157H169V158H171L170 159V161H168L169 159L167 158ZM172 157H173V159H174V161H172L173 159H172ZM188 157V158H187ZM219 157H221V159H219ZM257 157V158H256ZM3 158V159H2ZM8 158H10L9 160H12V162H11V164H8V163H10V161H7L8 160ZM40 158V159H39ZM43 158V159H42ZM51 158V157H50ZM50 158H49V160H50ZM62 158H64L63 160H62ZM185 158H187V160L185 159ZM242 158V159H241ZM255 158V159H254ZM260 158H261V156H260ZM6 159V160H5ZM69 159V160H68ZM168 159V160H167ZM180 160L181 159V161H176V160ZM185 159V160H184ZM226 159H229L227 162H225L226 161ZM230 159H232L231 160V162H230ZM245 159H247L248 160V162L247 161H245ZM254 161H257L258 160V162H259V165H258V163H257V165H256V162H255V164H254V162L252 161V160ZM257 159V160H256ZM41 160V161H40ZM43 160V161H42ZM46 160V161H45ZM61 160V161H60ZM71 160V163L73 162ZM88 160V159H87ZM166 160V161H165ZM189 160V161H188ZM218 160V161H217ZM220 160L222 161V160H224V161H222V165L220 164ZM243 160V161H242ZM251 160V161H250ZM3 161H5V162H3ZM45 161V162H44ZM60 164V165H64V167L62 168L60 165V167L59 166H57L58 164H57V162ZM63 161H64V163H63ZM76 161H77V159H76ZM78 161L80 162V163H82V160H79L78 159ZM77 161V162H78ZM171 161H172V163H171ZM176 161V162H175ZM187 162V163H185V162ZM235 161H236V163H235ZM240 161V162H239ZM242 161V162H241ZM42 162V163H41ZM77 162H74V163H72V164H74V165H72L71 163L67 166V169H68V173L69 174H66V175H64L63 173H67L66 171V169H64L63 171L60 169L59 171H61V172H63V173H58L59 175L60 174H62V176L61 177H63V175L64 176H67V175H70V176H67L66 178L64 177V178H61L60 176H57V177H59V178H61L60 179V181L62 180L63 181V186L65 185L66 187H69L70 185H71V183H70V185H69V181H71V182H73L75 179H76V173H75V171H74V169L75 168H77L78 169V167L80 166L81 168H83L79 163H77ZM157 162H158V160H157ZM163 162V163H162ZM167 163V165H168V162H170L169 164H171V165H168V166H166V164L165 163ZM180 162L182 163V164H180ZM218 162H219V164H218ZM226 164H225V163ZM230 162V163H229ZM233 162V163H232ZM243 162H247V163H251V164H247V165H249V166H246L245 165V163L243 164ZM5 163V164H4ZM76 163H77V166H76ZM156 163V165H154ZM174 163H175V165H174ZM176 163H178V165L180 164L181 166L179 167H177L176 165ZM189 163H191V165L189 164ZM224 163V164H223ZM253 163V164H252ZM54 164H55V166L56 167H54ZM158 164V165H157ZM183 164H185L184 165V167H183ZM238 166H236V165ZM241 164L242 165H245L244 167L243 166H241ZM18 166V168H15V167H17ZM53 165V167H51ZM150 165V166H149ZM163 165H165V166H163ZM190 165V166H189ZM220 165V166H219ZM73 166V167H72ZM153 166H156L155 167V170H153L152 168H154ZM186 166V167H185ZM213 166H215V167H213ZM47 167L44 169V170H46L47 169ZM71 167H72V169H71ZM79 167V169L78 170H80L81 168ZM151 167V168H150ZM162 167H163V170H162ZM169 167V168H168ZM176 167H177V170L175 171V169H176ZM182 167V168H181ZM202 167V168H201ZM204 167L203 166H200L199 168L201 169V171L202 170H204ZM218 167V168H217ZM230 165L226 168L227 170H231V168L232 167H230ZM235 167H237V168H235ZM256 167V168H255ZM9 168H11V170H9ZM12 168L15 170V171H17L16 173H15V171H13L12 170ZM32 168H33V172H32ZM41 168V169H40ZM48 168V169H49ZM52 168V169H51ZM57 168V169H56ZM66 168V167H65ZM159 168V169H158ZM169 169V172H168V170L167 169ZM170 168H172V169H170ZM179 168V169H178ZM187 168H188V170H187ZM208 168H209V170H208ZM243 170V169H245L244 171H241V169ZM4 169V170H3ZM69 169H70V172H69ZM77 169H75V170H77ZM146 169V170H145ZM160 169L162 170V171H160ZM184 169H186V170H184ZM200 169H198V170H200ZM216 169V170H215ZM250 169V170H249ZM251 169H252V171H251ZM253 169H254V171H253ZM263 171H262V170ZM9 170V171H8ZM19 170L21 171V172H23V173H18L19 172ZM43 170V171H44ZM66 170V171H65ZM77 170V171H78ZM145 170V171H144ZM153 171V174H152V171ZM158 170V171H157ZM167 170V171H166ZM173 170V171H172ZM182 170H184V171H182ZM195 170H196V172H195ZM259 170H261V171H259ZM7 171V172H6ZM11 171V172H10ZM58 171V172H59ZM76 171V172H77ZM84 171V170H83ZM155 171L156 172H158L160 175H158V176H160L159 178H158V176H157V182H156V180L154 181L153 179H154V176L155 175H157V173H155ZM175 172V174H173V173H171V172ZM178 171V173H176ZM187 171V173H185ZM212 171H213V169H212ZM210 172L211 174L210 175H212V176H214L215 177V175H213L214 174V172ZM242 173H241V172ZM250 171V172H249ZM49 172V173H50ZM151 172V173H150ZM163 172V173H162ZM166 172H168V173H170V174H168V173H166ZM179 172H181V173H179ZM184 172V173H183ZM202 172H204L205 174H206V172H205V170L204 171H202ZM225 172V171H224ZM233 172V173H232ZM244 172V173H243ZM252 172V173H251ZM256 172V173H255ZM257 172H259V174L260 175H263V177H261L259 174V176L261 177V185L259 186V180H260V177H258V181L256 180L257 179V175H255V174H257ZM6 173H9V174H6ZM18 173V174H17ZM52 172H51V175L53 174ZM56 173V172H55ZM73 173V174H72ZM81 173H83V172H81ZM80 173V174H81ZM155 173V174H154ZM183 173V174H182ZM222 174L221 176H222V178H220L221 176H220V174ZM239 173H236V175H237V178H241L240 176H239ZM263 173V174H262ZM73 176H72V175ZM76 174V175H75ZM80 174H79V171H78V176H79V178H80ZM150 174H152V175H150ZM167 175L168 174V176H164V175ZM172 174H173V177L176 175V174H179V175H176L175 177H174V179H173V177H172V179L173 180H178V178H181V179H179V181H177L178 182V184H177V182L175 181H170V182H168L169 181V175H171L172 176ZM180 174H182V176L180 175ZM184 174H188L190 177H191V182L193 183V182H195V183H191V182H189V183H191V186L189 185V183L188 182H186V180L187 179H185L186 177H188L187 175L186 176H184ZM234 175V176H231V175ZM243 174H245V175H243ZM14 175V176H13ZM56 175H57V173H56ZM55 175V176H56ZM75 175V176H74ZM83 175V174H82ZM154 175V176H153ZM206 175V176H207ZM210 175H208L209 176V178L208 179H210ZM4 176V177H3ZM133 176V177H134ZM152 176H153V178H152ZM170 176V177H171ZM179 176H181V177H179ZM184 176V177H183ZM22 179L23 180V182L24 181H26L23 185H22V183L20 182V181H17L18 179ZM52 177V176H51ZM57 177H55V179H57ZM68 177H70V178H72L71 180H69L68 182H67V178ZM142 177V178H141ZM149 177V178H148ZM151 177V178H150ZM164 177H165V179H164ZM189 177V178H190ZM213 177V180H209V181H211V183H212V181H214V179H216V178H214ZM224 177H225V179H224ZM226 177H229V178H226ZM13 178H14V180H13ZM17 180H16V179ZM38 178V177H37ZM52 178H54V177H52ZM69 178V179H70ZM74 178V179H73ZM79 178H77L76 180H78ZM166 178H168V179H166ZM184 178V179H183ZM188 178V179H189ZM206 177H205V175H204V179H205ZM230 178H232V179H230ZM243 178V179H244ZM252 178V179H251ZM19 179V180H20ZM63 179H65V180H63ZM135 179H137V180H135ZM148 179V180H147ZM156 179V178H155ZM171 179V180H172ZM203 179V178H202ZM204 179H203V181H204ZM208 179H205V180H208ZM224 179V180H223ZM226 179H229V180H226ZM255 179V180H254ZM9 180V181H8ZM16 180V182H15V184H17L18 185V187L17 186H11V184L13 185V183H14V181ZM21 180V181H22ZM75 180V181H76ZM147 180V181H146ZM151 180H153V182L151 183L150 181ZM163 180L164 181H166L167 180V182L170 184V183H172L173 184V187H171L172 186V184H171V186L169 187V185H168V183L167 184H165V183H161V182H163ZM183 181V182H181V181ZM190 180V179H189ZM59 181V182H60ZM143 181V182H142ZM146 182V184H148L149 182V185L150 186H148L147 185V188L146 189H144V190H142V188H145L146 187V185L143 187V185L145 184V182ZM196 181L198 182V184L196 183ZM202 180H201V182H203ZM208 181V182H209ZM223 181H226L225 183L223 182ZM5 182H6V184H5ZM181 182V183H180ZM205 182V181H204ZM203 182V183H204ZM221 182H222V184L224 183V185H222L221 184ZM258 182V183H257ZM61 183V185H62V182H60ZM67 183V184H66ZM134 183H133V185H134ZM144 183V184H143ZM156 183V184H155ZM174 183H176V184H174ZM182 183H183V185H182ZM141 184H143V185H141ZM160 184H161V186L162 185H167L166 186V189H163V187L164 186H160ZM179 184H180V186H179ZM197 186H196V185ZM212 184H214V182L212 183ZM226 184V185H227ZM253 184V185H252ZM22 185V186H21ZM137 185V186H138ZM189 185V186H188ZM192 185H194V186H196V187H194V186H192ZM251 185V186H250ZM11 186V187H10ZM63 186L61 187V188H63ZM64 186V187H65ZM151 186H153V187H151ZM158 186H159V188H158ZM175 186V187H174ZM182 186V187H181ZM187 186V187H186ZM203 186V185H202ZM201 186V187H202ZM245 186H244V188H245ZM255 186V187H254ZM12 187H17V190H14V188H12ZM20 187V188H19ZM24 187H26V189H24ZM141 187V188H140ZM148 187H150V188H148ZM161 187V188H160ZM167 187L168 188H171V190H174V188H175V191H178V194H179V192H183L184 190H185V194L183 195V193H181L183 196H185L184 198H181V197H183L181 194H179V195H181V197H179V195H176V196H178L179 197V199H178V197H177V199L178 200H176V196L174 195V198H173V195H172V193H177V192H175V191H172L171 192V190H169L168 189V193H171V194H165L164 192H166L167 193ZM176 187H178V188H176ZM179 187H180V189L181 188H183V189H181V190H178L179 189ZM189 187H191V188H194V189H191V190H193V191H187L188 189H189ZM11 190H10V189ZM153 188V189H152ZM158 188V189H157ZM165 188V187H164ZM173 188V189H172ZM186 188V189H185ZM260 188V189H259ZM262 188V189H261ZM13 189V190H12ZM69 189H70V187H69ZM139 189H141L143 192L144 191H146V192H144V193H142L141 191H139ZM150 189V190H149ZM160 189H161V191H160ZM163 189V190H162ZM259 189V190H258ZM23 190V191H22ZM31 190V189H30ZM63 190H66V189H63ZM72 190V189H71ZM129 190H131V191H129ZM153 190V191H152ZM190 190V189H189ZM264 190V189H263ZM12 193V191H13V194H10V192ZM15 191V192H14ZM25 191L27 192V193H25ZM103 191V190H102ZM108 192L110 191V190H107ZM106 189H105V191H103V192H105V193H103V195L105 194L106 195ZM170 191V192H169ZM188 192V194H189V192H190V194L187 196V192ZM232 191V190H231ZM260 191V192H259ZM21 192H23V193H21ZM107 192V194H110V193H108ZM123 193V195H122V193ZM127 192H131L130 193V196L128 195L129 193H127ZM137 192H139V194H141V195H139ZM141 192V193H140ZM160 192V193H159ZM162 192V193H161ZM251 192V193H250ZM255 192H259L258 194L257 193H255ZM124 193H127V195L126 194H124ZM149 193V194H148ZM158 193V194H157ZM155 195V198H154V195ZM159 194H161V195H159ZM252 194H254V195H252ZM263 196H264V192L263 193H261ZM12 197H11V196ZM21 195V196H20ZM133 195H136V196H138V198L136 197V196H133ZM167 195H169V196H167ZM249 195V196H248ZM261 197H260V196ZM114 198H113V197ZM131 196H133V197H131ZM163 197V199H161V197ZM164 196H166V198L164 197ZM195 196V195H194ZM202 196V198L201 199H203V198H205L206 200H205V202H204V199H203V202L204 203H202L201 201L202 200H200L199 198ZM259 197V199L257 198V197ZM5 197H7V198H5ZM10 197V198H9ZM25 197V198H26ZM39 197V196H38ZM105 197V196H104ZM107 197V196H106ZM133 198V199H131L132 201H134L133 203H131L130 202V200H128L127 202H126V199H128V198ZM136 197V198H135ZM159 199H158V198ZM167 197H168V199H167ZM170 197V198H169ZM172 197V198H171ZM193 197V196H192ZM191 197V202H192V199L194 200L195 198L193 197L192 198ZM71 198V197H70ZM111 198H113V199H111ZM129 198V199H130ZM155 199V201H157V203L160 205H157V203L155 204V202L153 201V199ZM181 198V199H180ZM207 198H208V200H207ZM219 198V197H218ZM249 198V199H248ZM252 198H253V200H252ZM18 199L16 200L17 202H19L18 201ZM117 199V200H116ZM125 199V200H124ZM136 200V202H135V200ZM138 199V200H137ZM161 199V200H160ZM185 199V200H184ZM242 199L243 198H241V199H239L240 201H242ZM256 199V200H255ZM258 199V200H257ZM13 200H14V198H13ZM30 200H32V199H30ZM37 200H40V202H37ZM72 200V199H71ZM108 200H113V201H110V202H108ZM124 200V203H128V205L130 204V206H128L127 204H124V203H122V201ZM165 202H164V201ZM168 202H167V201ZM173 200V201H172ZM250 200V201H249ZM3 201H4V203H3ZM21 202V205H22V203L24 204V203H27V202ZM33 201V200H32ZM70 201V200H69ZM73 201V200H72ZM158 201H160V202H158ZM161 201H163L162 203L164 204H162L161 203ZM187 201H186V203H187ZM229 201H231V200H229ZM249 201V202H248ZM253 201H254V204H253ZM259 201V202H258ZM8 202V201H7ZM50 202H52V199H50ZM83 202H84V200H83ZM83 202H81V203H83ZM108 202V203H107ZM111 202H113V203H111ZM176 202H177V204H176ZM182 202V203H183ZM190 202V203H191ZM209 202V203H210ZM222 202V201H221ZM224 202V201H223ZM9 203V202H8ZM20 203V202H19ZM39 203V204H38ZM73 203H75V202H73ZM85 203V202H84ZM135 203V204H134ZM148 203V204H147ZM161 203V204H160ZM170 203V204H169ZM172 203V204H171ZM173 203H175L174 205H173ZM181 203V204H182ZM186 203H183L184 204V206L186 207V205H188V204H186ZM202 203V204H201ZM212 203V204H213ZM228 203H230V202H228ZM255 203H256V205H255ZM67 204H70V203H67ZM111 204V205H110ZM151 204V205H150ZM167 204H169V205H167ZM198 205H199V203H197ZM212 204L211 205H209V209L206 211L205 209H204V207H202L201 209H204L205 211H206V213H205V211L203 212L202 210L200 211V213H202V214H199V215H201V218H203L202 217V215L204 216V214H207V216H208V218L209 219H207L206 218V215H205V218L203 219V220H205V219H207V221H205L206 223L209 221V222H211L210 220H212V216H211V218L209 217V215L212 213V211L210 210V206L212 207ZM242 204V205H241ZM245 204V205H244ZM25 205V204H24ZM23 205V206H24ZM85 205H86V203H85ZM98 205V206H99ZM101 205H102V207H101ZM125 205H127L128 207H126ZM158 207H160V209L159 208H157V206ZM163 205V206H162ZM169 207H167V206ZM170 205H172V207L170 206ZM178 205H180V203L178 204ZM237 206V207H239L240 209H241V207H242V210L240 211V209L239 208H236V209H234L235 207L234 206ZM252 205H254V207H252ZM87 206V205H86ZM86 206H84V207H86ZM93 206V207H92ZM120 206H122L121 208H120V210H118L119 209V207ZM123 206L124 207H126V208H124V209H126V210H121L122 208H123ZM135 206H136V208H135ZM184 206L183 205H181V209H183L184 208ZM246 206H247V208H246ZM259 206H261V207H259ZM38 207V208H37ZM95 207V211H93V208ZM115 207V208H114ZM165 207H167V208H165ZM187 207H189V206H187ZM245 207V208H244ZM128 208V209H127ZM135 208V209H134ZM161 208L163 209V210H161ZM260 208V209H259ZM33 209V210H34ZM90 209H88V210H90ZM143 209V210H142ZM158 210V212H157V210ZM173 209V208H172ZM184 209H186V208H184ZM183 209V210H184ZM191 210V212L189 211V215H190V217L189 218H191L192 216H191V214H193V212H195V216H193V218H191L190 219V221H193L194 223H189V222H185L184 223V221L181 223V226H182V224L184 225V226H188L190 229H191V224H193V228L192 229H194V230H188L189 232L187 233H185V236H186V238H188V242L190 241V235H192V239H191V242H192V244L190 243V244H188L187 242H186V245H185V247L187 248V246L189 245H192V247H191V249H193V248H195V249H198V248H200L201 246L198 244L197 246H196V244L199 242H201L202 240H199L200 238H202L203 239V236H204V238L208 235V237L206 238L207 239V241H208V239L210 240L211 239V237H210V235H211V233H213V231L212 230H210V231H207L206 229H203L205 226H203L202 227V225H204V222H203V224H202V222L200 223L199 222V220L197 219L199 216H197V221L196 220H193L194 219V217H196V213H197V210H193L192 211V209H191V207H189L188 208V210ZM232 209H233V211L234 210H237V211H232ZM257 209V210H256ZM259 209V210H258ZM26 211L25 213H24V211ZM35 210H34V213H35ZM75 210H76V212H75ZM82 210H85V208H83ZM134 212H133V211ZM137 210V211H136ZM209 210H210V212H209ZM23 213H22V212ZM32 211V212H31ZM45 211V212H44ZM64 211V210H63ZM86 211V210H85ZM85 211H83V212H85ZM131 211V212H130ZM161 211V212H160ZM164 211H166L165 213H163ZM245 213H244V212ZM251 211V212H252ZM4 212V213H3ZM17 212V213H16ZM27 212V213H28ZM120 212V213H119ZM122 212V213H121ZM160 212V213H159ZM222 212V213H221ZM10 213V214H9ZM38 213V214H37ZM62 213L61 214H59V215H62ZM75 213H77V214H75ZM118 213H119V215H118ZM129 213H130V217H129ZM132 213V214H131ZM159 215H158V214ZM162 213H163V215H162ZM199 213V212H198ZM197 213V214H198ZM210 213V214H209ZM232 213V214H231ZM240 213V214H239ZM246 213H248L247 215H246ZM258 213V214H259ZM262 213V212H261ZM18 214H20L19 216H21L22 218L23 217H25V219L23 218V220L21 219V223H20V220L17 222L16 220H18V219H20L21 217H19L18 216ZM80 214H81V217L83 218V216H84V218L82 219L81 217H80ZM120 214L122 215V216H120ZM142 214V215H141ZM145 214V215H144ZM219 214V215H220ZM224 214V215H223ZM237 214L238 215H240V216H237ZM252 214L253 215H255L253 212H252ZM263 214V213H262ZM261 214V215H262ZM27 215V216H26ZM31 215H32V217H31ZM50 215V214H49ZM118 215V216H117ZM161 215H162V217H161ZM194 215V214H193ZM226 215H228V216H226ZM244 215H246V216H244ZM253 215L251 216V217H253ZM256 215H257V213H256ZM260 215V216H261ZM13 218H12V217ZM35 216V217H34ZM79 218H78V217ZM110 216H112V218L110 217ZM141 216V217H140ZM155 216V217H154ZM234 216H236L237 218H239V219H237L236 217H234ZM257 216H259V215H257ZM51 217H52V215H51ZM58 217V218H57ZM77 217V218H76ZM132 217V218H131ZM135 217V218H134ZM139 217H140V220H139ZM147 217H150V218H147ZM156 218V219H154V218ZM158 217L161 219V220H158ZM164 217V218H163ZM251 217H249L248 218V220L251 218ZM82 220H81V219ZM87 218H85L86 220H88ZM131 218V219H130ZM134 218V219H133ZM145 218H147V219H145ZM153 218V219H152ZM185 218V217H184ZM189 218H187V220H189ZM201 218H199V219H201ZM254 218V217H253ZM261 219V220H264V214H263V216H261V217H256V219L258 220V219ZM263 218V219H262ZM9 219V220H8ZM53 219V218H52ZM75 219H77V220H75ZM78 219H80V220H78ZM109 219V220H108ZM130 219V220H129ZM145 221H147V222H145ZM153 220L152 222H151V220ZM170 219V218H169ZM183 219V218H182ZM220 219V218H219ZM41 220H43V221H45L46 223H45V226L43 225V223L44 222H42V224L41 223H39ZM95 220V222H93V221ZM103 220H108V222L109 221H111V222H109V224H108V222H107V224L105 223V221H103ZM139 220V221H138ZM154 220H156V223L158 222V226L156 225H154V227H150V225H151V223L152 224H155V221ZM183 220H185V219H183ZM186 220V221H187ZM238 220V221H237ZM239 220H241V222L239 221ZM246 220V219H245ZM252 220V219H251ZM261 220H259L258 221V223L260 224V226L262 227V225L264 226V224H263V222L261 221ZM4 221H8V222H4ZM72 221H74V223L72 222ZM78 221H80V223L78 222ZM85 221V220H84ZM90 221V220H89ZM114 221H116V223H114ZM201 221H202V219H201ZM250 221V220H249ZM249 221H247V222H249ZM253 222H249L246 226H245V223L246 222H244L243 224H242V226H245V227H238V229L239 230H237V228H235V226L237 227V225H235L234 226V228H235V230H237V233H236V231H235V233H236V235H233L234 234V229H233V231L232 230H226V231H229L228 233H230L231 235H229V237H231L232 238V236H235L234 238L235 239H238L237 240V242L235 241V243L236 244H238L240 241H242L243 243H245V242H247V246L246 245H244L245 246V248L246 247H248V242H250V244H252L253 242H254V244L257 242V244L255 245L256 246V248L253 246V245H250L249 244V249H248V252H249V250L251 251V250H253V254H254V251H255V255H253L254 256V258L251 256V254H250V256L252 257V259L249 257V256H246V255H244L245 256V258H247V259H245L244 261L242 260V259H239L240 261L242 260L243 262H241L242 264H244V263H246V264H264L263 262H264V251H263V247H262V249H261V246H263L264 245V227H260V229H259V227H258V223H257V221H256V223H255V219L254 220H252ZM3 222L5 223V224H3ZM78 222V223H77ZM113 222V223H112ZM125 222V223H124ZM134 224H133V223ZM137 222V223H136ZM180 222H181V219L179 220V224H180ZM216 222H214V221H212V224L214 223V225H213V227H211V228H214L215 227V223ZM225 222H224V224H220L221 226H224L225 225ZM240 222V223H239ZM7 223H8V225H7ZM68 223H70L69 225H68ZM112 223V224H111ZM136 223V224H135ZM144 223V224H143ZM199 223V224H198ZM217 223H216V230L218 229V232H219V228L221 227L219 224V226L217 225ZM234 222H232V224H233ZM48 224V225H47ZM85 224V225H84ZM97 226V228L98 229H96V226ZM106 224V225H105ZM114 224V225H113ZM120 224V226H118ZM125 225V226H127V227H125V226H123V225ZM130 224H131V226H132V224H133V226L132 227H130ZM149 224V228H150V230L151 229H153L154 228V232L153 233H150L149 232V230H148V227H147V225ZM176 224H177V222L175 223V225L174 226H176ZM178 224V225H179ZM189 224L191 225V226H189ZM201 224V225H200ZM209 224L210 223H208V226H209ZM235 224V223H234ZM6 225V226H5ZM36 225H38L40 228H41V226L43 225L44 227H42L41 229L40 228H38V226H36ZM134 225H136V226H134ZM139 227H138V226ZM142 225H145V226H142ZM211 225V224H210ZM225 225V226H226ZM255 225H256V227H255ZM47 226V227H46ZM51 226H52V228H51ZM92 226V227H91ZM93 226H95V227H93ZM103 226H105V227H107V228H105V227H103ZM110 226H112V228L110 227ZM142 226V227H141ZM152 226V225H151ZM180 226V225H179ZM178 226V227H179ZM181 226L179 227V228H181ZM195 226V227H194ZM199 226H200V228H199ZM228 226H229V228H228ZM35 227H37V228H35ZM48 227H50V228H48ZM135 227V228H134ZM137 227V228H136ZM177 227V226H176ZM175 227V228H176ZM178 227H177V229H178ZM258 227V228H257ZM49 230H48V229ZM54 228V229H53ZM99 228H101V229H99ZM105 230H104V229ZM108 228H109V230H108ZM111 228V229H110ZM117 228V229H116ZM124 228H125V230L126 229H129V230H133V231H129V230H127V231H125V233H126V235H123V234H125V233H122V232H124ZM132 228V229H131ZM138 228H141V230L139 229V230H137ZM174 228V229H175ZM206 228H207V226H206ZM210 228V229H211ZM222 228V227H221ZM224 228V227H223ZM222 228V229H223ZM249 230L250 228L251 229H253L254 231H252L251 229V231L249 230V232L251 233H253L254 232V235H252V239L251 240H253V242L251 243V240L249 239V237H251V234L250 233H248L250 236L248 237V239L245 237V239L243 238L245 235L244 234H246L247 233V229ZM254 228H256L257 230H255ZM92 231H91V230ZM134 229L136 230V231H134ZM162 229V228H161ZM183 229V226H182V228L181 229H178V232L180 231V230H182ZM185 229V228H184ZM199 229V230H198ZM263 231H262V230ZM51 230V231H50ZM96 230V231H95ZM121 230H123V231H121ZM145 230L148 232H145ZM187 230H185V231H187ZM196 230V231H195ZM224 230V229H223ZM246 230V231H245ZM260 230V231H259ZM37 232V234H35L36 232ZM40 231V232H39ZM48 231V232H47ZM95 231V232H94ZM100 231V232H99ZM103 231V232H102ZM139 232V233H136V232ZM153 230H151V232H152ZM157 231L155 232V235L157 234ZM192 231V232H191ZM198 231V232H197ZM207 233H206V232ZM222 233L221 234H223L225 231H222V230H220ZM257 231V232H256ZM92 232V233H91ZM129 232V233H128ZM132 232V233H131ZM178 232L176 231V233H177V235H178ZM181 232V231H180ZM180 232H179V234H180ZM190 232L192 233V234H190ZM204 234H203V233ZM210 232V235L208 234ZM217 232V231H216ZM262 232V233H261ZM32 233H33V236H31L32 235ZM46 233V234H45ZM63 233H65V234H63ZM89 233V234H88ZM94 233V234H93ZM103 233V234H102ZM105 233V234H104ZM182 234H184V231H182L181 232ZM200 233V234H199ZM220 233V232H219ZM219 233H217V235L219 234ZM227 233V232H226ZM225 233V234H226ZM233 233V234H232ZM260 233V234H259ZM63 234V235H62ZM96 234H97V236H96ZM121 234V236L122 237H119V235ZM128 234V235H127ZM131 234V235H130ZM136 234H138L137 236L138 237H136ZM158 234H160V232H158ZM181 234V235H182ZM188 234H190V235H188ZM221 234H219V236L222 238V236H221ZM243 234V235H242ZM256 234H258V235H256ZM263 234V235H262ZM35 235V236H34ZM51 235V236H50ZM53 235V236H52ZM61 235H62V237H61ZM73 235V236H72ZM90 235V236H89ZM100 235V236H99ZM147 235V236H148ZM161 235V234H160ZM176 235V236H177ZM201 235V236H200ZM203 235V236H202ZM213 235L215 236V234H212V241H214V242H211V240L210 241H208V242H210V243H216L217 245H218V242L219 241H222V242H224L223 241V239L224 238H228L227 237V235H224L223 234V238L221 239L219 236H217L219 239H218V241L216 242L215 240H217L215 237V240H214V238H213ZM238 235V236H237ZM261 236V239H258V241H257V239L254 241V239H255V237L257 236V237H260ZM29 236H31L32 237V239H28V238H26V237H29ZM56 236V237H55ZM63 236H65V238L63 237ZM83 236V237H82ZM91 237V238H89V237ZM124 236V237H123ZM133 236H135V237H133ZM152 236H154V234L152 235ZM151 236V237H152ZM179 236V235H178ZM183 236V238H185V236L184 235H182ZM181 236V237H182ZM194 236V237H193ZM198 236V237H197ZM226 236V237H225ZM241 236H242V239H244V240H248V241H245L244 242V240H239V238L241 239ZM255 236V237H254ZM263 236V237H262ZM31 237H29V238H31ZM34 237V238H33ZM38 237V238H37ZM52 237H54L53 239H52ZM99 237V238H98ZM119 238V241L117 240L118 238ZM126 237L128 238V244L129 243H132L131 241H133V240H135V241H133V243L132 244H129V249L130 248H133L132 249V251H129V249H126L125 248V250L126 251H129V253H130V255H128L127 254V252L125 251V253H124V247L126 246L127 248H128V244L126 243ZM155 237V236H154ZM157 237V236H156ZM158 237H161V236H159L158 235ZM157 237V238H158ZM180 237V238H181ZM196 237V238H195ZM210 237V238H209ZM253 237H254V239H253ZM15 238H17V240L15 239ZM21 238L22 240H20V241H22V242H20L19 241V239ZM48 238H50V239H48ZM63 238V239H62ZM84 238V239H83ZM88 238V239H87ZM101 238V239H100ZM104 238V239H103ZM115 238V239H114ZM123 240H122V239ZM133 240H132V239ZM162 238V237H161ZM179 237H177V239L179 240V242L182 244V243H184L183 241H186V240H183L182 242L180 241L181 239H180ZM233 238V239H234ZM16 240V242H15V240ZM36 239H38V242L36 241ZM65 239V240H64ZM141 239V238H140ZM174 240L176 239V237H174L173 238ZM221 239V240H220ZM233 239L231 240L230 238H228L227 240H225V244H220L219 243V245L218 246H215V247H213L214 245L213 244H210L209 243V245L210 246H212V247H210V248H213V249H208L209 247H207L206 246V244L205 243H207V241L204 243V245H203V241L201 242L202 244V247H203V250H205L206 248L209 250V253L211 254V255H209L208 253L206 254V252H208L207 251V249H206V252L204 251L203 252V250H202V252L203 253H205V254H203L202 256H200L201 255V251H199V252H201V253H199V254H197V256L199 255L200 256V259H202V262L203 261H205L206 259H208V261L206 262V264L207 263H209V262H211V261H209V257H211V258H213V255H212V252H213V254L214 255H216L217 253L219 254L220 252H221V254L219 255V256H221L222 255V253H224V255H226L225 257H223L225 260H226V258L228 257V253H229V249L230 248H228V247H230L229 245H232L233 246V248H232V246H231V248L232 249H235L236 247L234 246V242H233ZM234 239V240H235ZM25 240H26V242H27V244H26V242H25ZM27 240H29V241H27ZM121 240V241H120ZM131 240V241H130ZM137 240H138V243H137ZM160 240V239H159ZM162 240V239H161ZM160 240V241H161ZM174 240H170V243H174L175 241ZM177 240V241H178ZM197 242H196V241ZM204 240V239H203ZM259 240L261 241V243H259ZM17 241L19 242V243H17ZM31 241V242H30ZM33 241V242H32ZM41 243H43V244H41ZM44 241H45V243H44ZM85 241V242H84ZM98 241V242H97ZM115 241H117V242H115ZM123 241V242H122ZM160 241H158V243L160 244L161 242H163L164 244H160V245H162V247L164 248V246L163 245H166V243L167 242H164V241H167V239L165 238V240H162L161 242ZM169 241V240H168ZM172 241V242H171ZM35 242L37 243V246H35V247H32V246H34L33 244H35ZM58 242V243H57ZM65 244H63V243ZM119 242H121V243H119ZM136 242V243H135ZM234 244H233V243ZM242 242H240L241 243V246H243L242 245ZM262 242H263V245H261V246H259L258 244H262ZM14 243V244H13ZM17 243V244H16ZM30 243V244H29ZM51 245H50V244ZM118 245H117V244ZM125 243V244H124ZM175 243H177V242H175ZM175 243H174V246L176 247V249L173 247V248H169V244L167 245V247L169 248H167L168 250H170V249H175V250H177V249H179L181 246H179L178 248H177V246L175 245ZM179 243V244H180ZM230 243V244H229ZM8 244V245H7ZM11 244V246H10V248H9V245ZM13 244V245H12ZM25 244H26V247H25ZM45 244V245H44ZM58 244V245H57ZM115 244V245H114ZM127 244V245H126ZM159 244L157 245L158 247H159ZM180 244V245H181ZM188 244V245H187ZM208 244V243H207ZM215 244V245H216ZM235 244V245H236ZM246 244V243H245ZM36 245V244H35ZM114 247H113V246ZM131 245H132V247H131ZM134 245V246H133ZM227 245V246H226ZM238 245H240V244H238ZM237 245V246H238ZM8 246V247H7ZM24 246V247H23ZM55 246V247H54ZM66 246V247H65ZM121 246H123V247H121ZM156 246V248L158 249V247ZM173 245L171 244L170 245V247H172ZM188 246V247H189ZM193 246H195V247H193ZM200 246V247H199ZM204 246H205V248H204ZM224 246V247H223ZM226 246V247H225ZM12 247H14L13 249H14V251L11 249ZM21 247V248H20ZM27 247L29 248V249H27ZM31 247V248H30ZM39 247V248H38ZM40 247H43V248H41L40 249ZM68 247V248H67ZM112 247H113V250H111L112 249ZM123 248V250H120L121 248ZM182 247H183V245H182ZM181 247V248H182ZM235 247V248H234ZM260 247V248H259ZM20 248V249H19ZM25 248H26V250H25ZM36 250H35V249ZM117 249L118 251H120L118 254H120L121 253V255H118L116 252H118L117 250H115V249ZM155 248V249H156ZM159 248V249H161V250H164L165 249V251H162V253H160L157 249H156V252L155 251H153L152 250V252H155L154 253V257L157 259V255L156 254H162V255H159V257H162V256H166V253H164V252H167V254L170 256V255H172L174 252L172 251V253H170L171 252V250L170 251H166V248ZM181 248L179 249L180 250V252L179 251H177L176 252V254L177 253H183L184 251H189L190 250V247L187 249V250H185L186 248H184L182 251H181ZM228 248V249H227ZM240 249V247L238 246L237 248H236V251L238 252V250ZM242 248H244V247H242ZM254 248V249H253ZM258 248V249H257ZM9 249V250H8ZM17 249H19L18 251H17ZM33 249V250H32ZM43 249H45V251H44V253H43ZM202 248H200V250H201ZM217 251V252H215L214 253V251L215 250ZM224 249H225V251H224ZM228 251H227V250ZM247 249V248H246ZM244 250V249H242L243 250V254L244 253H246V252H244V251H247V250ZM260 249V250H259ZM15 250H16V252H15ZM22 250V251H21ZM32 252H31V251ZM40 251V253L39 252H37L36 253V251ZM109 250V251H108ZM134 250V251H133ZM160 250V251H161ZM174 250V251H175ZM199 250V249H198ZM198 250H192L191 252L192 253H194L195 254V251H198ZM210 250H211V252H210ZM213 250V251H212ZM261 250L263 251V252H261ZM14 253H13V252ZM26 251V252H25ZM30 251V252H29ZM116 251V252H115ZM122 251V252H121ZM157 251L159 252V253H157ZM194 251V252H193ZM223 251V252H222ZM231 251V253H232V250H230ZM235 250H234V252H236ZM241 251V250H240ZM6 252V253H5ZM12 252V253H11ZM102 252V253H101ZM115 252V253H114ZM132 252V253H131ZM152 252H151V254H152ZM191 252L189 253H187V252H184V253H187V257H188V255L190 256L191 255ZM233 252V253H234ZM236 252V253H237ZM24 253V254H23ZM40 255H39V254ZM44 255H43V254ZM55 253H57V254H55ZM225 253H227V254H225ZM231 253H230V255H231ZM241 253V252H240ZM241 253V254H242ZM251 253V252H250ZM36 254H38V255H36ZM59 254V255H58ZM117 254V255H116ZM176 254H174V258H175V260L174 259H172L171 257H173V256H171L170 258L172 259V261H171V264H173L177 259H178V257H177V259H176ZM178 254V255H179ZM194 254H193V256H194ZM237 254H239V252L237 253ZM237 254H232V255H235V256H230V257H233L232 258V260H233V262L232 263H238L239 261H237L236 260V255ZM240 254V255H241ZM243 254L241 255V257L240 258H242V256H243ZM260 254V255H259ZM52 255V256H51ZM55 255V256H54ZM111 255H112V257H111ZM156 255V256H155ZM184 255V254H183ZM248 255V254H247ZM256 255H258L257 257H256ZM48 256H50V257H48ZM116 257V258H114V257ZM118 256V257H117ZM123 256V257H122ZM169 256H167L168 258H169ZM180 256H182V254H180ZM179 256V257H180ZM185 257H186V255H184ZM196 255L194 256V259H196V257H197ZM198 256V257H199ZM217 256V255H216ZM219 256H217L219 259V262L220 261H222L223 260V258H222V260L220 259V257ZM238 256V255H237ZM243 256V257H244ZM260 256H262V257H260ZM57 259H56V258ZM120 257V258H119ZM151 257H153V256H151L150 255V258ZM166 257V258H167ZM185 257H183L184 259H185ZM186 257V259L185 260H183V258L182 257H180L183 261H185V263L182 261V260H179L178 259V261H181L183 264H188V262L190 261V257L189 258H187ZM202 257V258H201ZM230 257H228V258H230ZM235 257V258H234ZM154 258V259H155ZM162 258H164L165 259V257H162ZM167 258V259H168ZM191 258H193L192 257V255H191ZM210 258V259H211ZM250 258V259H249ZM260 258H262V259H260ZM50 259V260H49ZM114 259H115V261H114ZM116 259H117V261L119 262H116ZM129 259V258H128ZM132 259V258H131ZM153 259V258H152ZM155 259V260H156ZM164 259H162L161 260V258L159 259V260H161V261H164V263L166 264H168V262L170 261V259L169 260H167L166 259V261H168V262H165V260ZM193 259V260H194ZM199 259V258H198ZM214 260H215V256H214V258H213ZM234 259H235V261H234ZM244 259V258H243ZM254 259H255V261H254ZM109 260V261H108ZM136 260V259H135ZM139 260V258H137V262H139L138 261ZM141 260V259H140ZM154 260V261H155ZM173 260H174V262H173ZM189 260V261H188ZM192 260V259H191ZM192 260V261H193ZM197 260V259H196ZM196 260H194V262L196 261ZM212 260V259H211ZM230 260L231 259H228V260H226L227 262L229 261V263H230ZM257 260H261L260 262L259 261H257ZM114 263H113V262ZM122 261V260H121ZM128 261H130V263H131V260L129 259ZM153 261V262H154ZM188 261V262H187ZM199 262H200V260H198ZM198 261H196V263L197 264H199L198 263ZM247 261H251L250 263H248ZM111 262V263H110ZM132 262H133V260H132ZM153 262H152V264H153ZM156 262H158V259L156 260ZM177 262V261H176ZM213 262V261H212ZM216 262H217V260H215V264H216ZM219 262H217L218 264H219ZM223 262H225V261H223ZM122 263V262H121ZM135 263H136V261H135ZM141 262H139V263H137V264H140ZM150 263H151V261H150ZM160 263H162V264H164L163 262H160ZM180 263V262H179ZM181 263V264H182ZM190 263H192V262H189V264ZM231 263V264H232ZM240 262H239V264H241ZM132 264V263H131ZM133 264H134V262H133ZM154 264H156V263H154ZM159 264V263H158ZM169 264H170V262H169ZM176 264H178V263H176ZM201 264V263H200ZM202 264H205V262L204 263H202ZM212 264V263H211ZM220 264H222V263H220ZM223 264H225V263H223Z\"/></svg>", "mask_w": 264, "mask_h": 264}, {"label": "bare ground", "instance_id": "2", "mask_svg": "<svg viewBox=\"0 0 264 264\" xmlns=\"http://www.w3.org/2000/svg\"><path fill=\"white\" fill-rule=\"evenodd\" d=\"M26 1H28V0H26ZM33 2H35V3H33V2H29L30 4L28 5L29 7H28V10L27 9H22V11H20V10H18V11H20L21 13H23V11H27L26 13L24 12V14L22 15L21 13V15L20 16H18V17H14V18H12V20H14V21H10L11 23L8 25V21H5V20H9V19H5L6 17H4V19L5 20H3L2 21V17L0 16V19H1V21H2V28L0 27V141H1V139H2V137H3V135L2 134H4L3 132H5V130L8 128V127H11V132L12 131H14L15 129H17V128H24V126H23V124L25 123V119H28V117H30V114L32 115L33 113H31V111L30 110H36L37 112L41 109H43L45 106H46V102L48 103V101L51 99L50 98V96L52 95V94H54L55 92L57 93V91H60V93L61 92H64L63 93V96H60L59 97V99L58 100H56V98H55V100H54V97L52 98V100H54L53 101V104L51 103V104H49L48 103V107L46 106L43 110H42V112H43V115L45 116V117H43L44 119L43 120H45V118H47L46 116H48V122L46 121V123H44L45 121H41L42 119H37L39 122H42V124L44 123V125H42L41 123H39V124H41V125H38L37 123H38V121L34 124V126L35 127H32L34 130H36V129H38V131L35 133H32V131L29 133V136L28 137H26V139L25 138H23V140H21L20 141V143H18L19 145H18V147L16 146V149H17V153H16V161H17V163H19V168H20V170L23 168V167H28L25 171H24V169L25 168H23V171L24 172H26L31 166L32 167H35L36 166V162H35V160H37L38 158L37 157H40L42 154H43V158L44 159H46V158H48V159H46V160H48V161H52L53 159H56V157H57V155L59 154V156L60 155H62L63 157H65L66 158V156H70V155H74V156H76V157H73V159L74 158H76L77 159V161H78V159L79 160H82V163H80L79 161L77 162L76 161V159L73 161L72 160V157L70 156L69 157V162L66 160V162L67 163H65L64 165H66L65 167H64V165L62 166V165H60L57 161V166H61L62 168L64 167V169H66L65 171L67 172V173H63V172H61V171H59L61 168H59L58 169V171H54V173H53V170H51V172L53 173L52 175H51V172H50V166L49 167H47V169L46 170H44L46 167H43L41 170H39V167H38V170H36V174L35 175H33L34 174V172H33V168H32V172H33V174H32V177L30 178V179H28V181H27V183L26 184H28L27 185V187H30V189L28 188V190H26L25 191V193H27V194H23V195H25V197H26V195H28L29 193V196L30 195H33V196H30V197H37L38 199L40 198V196H42L41 197V201L42 202H40V200H37V202H40L41 204H39V205H42V203L44 202V201H46V200H49V203L50 204H48V205H52L51 206V211L50 212H46L45 214H48V216H50V219H51V221H54L55 222V220L56 219H54V218H56V217H54V216H63L65 213H67L66 212V210L67 211H69V209L71 208H73V209H75V207H79L80 206V204L82 205V204H84L83 205V208H85V210H82V209H79V213H81V214H83L84 216H85V218H87V216H89L90 218H91V216H90V214H92L93 212L91 211V206H89V205H96L95 207L99 210V208H100V205L99 204H104L103 206H106V204L105 203H102V202H105V201H103V200H105L106 198L108 199L109 197H111V193H113L114 191L113 190H115V192H114V194L113 195H115V193H117V192H119V191H122V192H124L127 188H130L131 186L134 188V187H136V188H138L139 187V185H138V183H139V181L138 182H136L137 184L135 185V183H134V181L132 182V180H134V179H132V178H135L136 176H134V175H138V174H140V171H143V169L148 165V164H150V165H153V163L151 164L150 162L152 161H155L156 163H159V160H160V162H161V158L160 157H162V158H165L164 156V154H165V152H166V150H167V143H168V141H169V143L171 142L170 140L172 139V137L170 138V139H168L169 138V135L171 136V134L169 133L170 131H171V133L173 132V133H175L174 131H172L173 130V128L175 127V124H173V123H168L169 125H170V128H169V130H168V128L166 127V126H163L161 123V120H163V122H165L164 121V119L169 115V114H171V113H173V111H171V109L169 108V105H173L174 103H175V101L173 102V104H169V105H166L165 103H167L168 101L170 102V103H172V101H170L171 100V98H172V100L173 99H175L176 97H177V92H175L176 93V97H175V95L173 96V94H174V88L173 87H171V91L170 90H168L167 88L170 86V84L171 83H173V79L175 78V76L174 75H172V76H174V77H172V79H171V77H170V79H165V80H156L157 82H151V80H149V78H148V80H141L140 79V77H137L136 76V74H135V78H138V79H140V80H135V78H134V80H125V79H123L122 77H123V75H121V76H118L117 75V73L116 72H112V71H110V72H112V74L113 73H116L115 75L113 74V76H116V77H118L119 79H123V80H119L118 78H116V79H118V80H105L104 79V77H102L101 78V75L103 76V74H104V76H106L105 75V73H106V71H108V69L110 68L109 66L113 63H115L116 62V64H117V62H118V64L120 63V61L122 62V61H124V60H126L125 58H124V60H123V58H122V60H120L121 59V56L120 57H118V55H117V51L116 50H114L117 46H115V45H113V46H115L114 48H110V45H109V47L107 48V50H104V51H102L101 49H106V47H104V48H101V47H103V46H99L101 49H96V48H98V46H95V48H93V46H92V39H90V35H91V37L92 38H94V37H98L97 35L99 34L98 32L100 31V29L98 28V30H97V28H96V25L94 24V23H92V22H90L88 19H86V20H88V22H90V23H92L93 25L92 26H90L91 28L93 27L94 29H95V33H92V34H90V32L89 33H87L88 31H90L91 30V32H92V30H93V28L92 29H90V27L88 28V30L87 29H85V31H83L84 33H82L81 34V31H77L76 29V31H77V33L78 32H80V33H78L77 34V36H78V38H76L77 36H76V33L74 32L75 30L74 29H67L68 31H69V33L71 32V30H73V32L75 33H72L71 32V36L72 37H74V35H75V38L77 39H71L70 37V34L68 33L67 34V31H66V29L64 28V30H63V32L62 31H60V33H61V36H60V34H59V32H57V33H55V32H53V30L51 29H48L47 28V30H50V31H52L53 32V35H51V34H47L46 35V33H47V31H46V33L44 34L43 32L42 33H39V36H40V34H42L41 36L42 37H39V36H37L35 33H37V31L35 30V32L33 33L34 35H36V36H33V34H32V37H27V35L31 32V31H34V29H38L39 27H41L40 29H42V27L44 26V24L46 23V25H47V23L49 22V23H51L52 21H54V22H56V23H58V21H59V19H60V21H59V23H62L61 22V18L64 16V14H68L69 15V12L71 11V10H69V5H71V8L72 7H74L75 5H77V4H82L83 6H84V4L83 3H87V7L89 8V4L91 3V1H92V3H91V5L92 6H96V5H99L100 3H101V1L100 0H97V2L95 3V2H93V1H95V0H91L90 2H87V0H82L81 2H80V0H77L78 2H76V0H74L75 2L74 3H70V1H73V0H48V2L49 3H45V1L44 0H42V1H40L39 3H38V0H32ZM47 1V0H46ZM83 1H86V2H83ZM89 1V0H88ZM98 1H99V3H98ZM104 1V0H103ZM124 1V0H123ZM134 1V0H133ZM132 1V2H133ZM138 1H140V0H138ZM147 1V0H146ZM145 1V2H146ZM186 1V0H185ZM184 1V2H185ZM231 1V0H230ZM237 2H239L238 0H236ZM241 1V0H240ZM250 1V0H249ZM248 1V3H247V5L252 1H250L249 2ZM108 2V1H107ZM117 2H118V6H120V5H122V3H119L120 1L119 0H117ZM116 2V3H117ZM126 2H128V4H126V6L125 5H122V6H124V8L121 6V10L119 9V10H117V12H121V15L120 16H118L120 13H117V14H115V16H114V14H113V16H114V18H113V16H112V22L115 24V21H114V19H115V17H116V15L118 16V20H119V18L120 17H122L123 19L122 20H119V21H121V24H120V22L117 20V17H116V21H118V23H116L117 25H118V27H117V25L115 24V25H113L112 24V22H110L111 20H109L108 18H103L104 19V21H106L107 22V19H108V21L110 22H108V23H105L104 24V22H103V19H101L102 18V16H100V18H98L97 20L98 21H100V19L102 20L100 23H96V24H100L101 25V23L102 24H104L103 26L105 27V25H106V29L105 28H101L102 30V32H103V30L105 31H110L112 28L111 27H113V29L111 30L112 32L114 31L115 33H118L117 31H116V27H117V29H120L121 27L123 28V26H124V24H125V21L127 22L128 20H130L131 18H129V17H131L132 16V14H131V16H128V15H130V13H133V11H134V9H132L131 10V7L129 8L132 12H130V10H128V9H125V7L127 8V6H129V5H131V1L129 2L128 0L126 1ZM125 1H124V4L126 3ZM141 2V1H140ZM142 2H144V0L142 1ZM144 2V3H145ZM170 2V1H169ZM204 2V1H203ZM222 2V1H221ZM224 2V1H223ZM228 2V1H227ZM233 2V1H232ZM242 2H244L245 3V5H246V2H247V0H245V1H241V2H239V3H242ZM253 2V1H252ZM36 3H37V6H36ZM70 3V4H69ZM75 3H77V4H75ZM98 3V4H97ZM115 2L113 3H111L113 6H115V4H116ZM130 3V4H129ZM233 3H235V2H233ZM244 3H242L243 5H244ZM259 3V2H258ZM93 4H95V5H93ZM110 4V3H109ZM108 4V5H109ZM120 4V5H119ZM150 4V3H149ZM160 4H162V3H160ZM251 4V3H250ZM250 4H249V6H250ZM33 7H32V6ZM34 5H35V7H34ZM101 5V4H100ZM112 5L110 6H106L107 8L108 7H111L112 8ZM145 5V4H144ZM147 5V4H146ZM216 5V4H215ZM78 6V5H77ZM77 6H75L76 8H77ZM102 6V5H101ZM228 6V5H227ZM236 5L235 4H233V5H231V3L229 4V8L231 9L230 11H232V14H233V9L235 8V9H237V6H239L238 5V3H237V6L235 7ZM240 6H241V4H240ZM240 6L238 7V8H240ZM256 6V5H255ZM30 7H32V9L30 8ZM79 7V6H78ZM98 7V6H97ZM261 7H262V5H261ZM261 7H259V10H261V12H264V11H262V9H264L263 7H262V9H261ZM27 8V7H26ZM34 8L36 9V10H34ZM95 8V7H94ZM99 8V7H98ZM101 8V7H100ZM104 8V7H103ZM123 8V9H122ZM133 8V7H132ZM233 8V9H232ZM242 8H243V6H242ZM83 10L82 9V7L81 8H78V10ZM125 9V10H124ZM202 9V8H201ZM216 9V8H215ZM224 9V8H223ZM227 9V8H226ZM226 9H225V11H226ZM234 9V10H235ZM245 10H246V8H244ZM251 9H254V8H250V9H248L249 11H245V10H243V11H241V12H235L237 15H238V17L240 18L241 16V14H242V17L245 15V14H243V13H246V15H248V13L250 12V11H253V10H251ZM255 9H258L257 8V6H256V8ZM72 10H73V8H72ZM77 10V11H78ZM86 10V9H85ZM91 10V9H90ZM95 10V9H94ZM99 9H97V11H98ZM103 10V9H102ZM108 10H109V8H108ZM113 10V9H112ZM116 10V9H115ZM124 10V11H123ZM128 10V11H127ZM136 10V9H135ZM217 10V9H216ZM239 10V9H238ZM259 10H257V12L259 11ZM17 11V10H16ZM16 12L18 15H19V12ZM32 11V12H31ZM36 11V12H35ZM84 11V10H83ZM89 11V10H88ZM111 11V10H110ZM128 13H126V12ZM215 11V10H214ZM213 11V12H214ZM218 11V10H217ZM223 11V10H222ZM235 11H237V10H235ZM73 12H75V10L74 11H71V13L72 14H74ZM86 12V11H85ZM92 11H90V13H91ZM96 12V11H95ZM102 12V11H101ZM125 12V13H124ZM136 12V11H135ZM227 12H229V10L227 11ZM254 12V11H253ZM255 12H256V10H255ZM257 12H256V15L257 16H259V19H260V16L262 17V15L260 14L259 15V12H258V14H257ZM15 13V14H16ZM29 15H28V14ZM30 13H32V15L30 14ZM77 13V12H76ZM75 13V14H76ZM93 13V12H92ZM91 13V14H92ZM194 13V12H193ZM193 13H191V16H193L194 17V15H195V13L193 14ZM222 14H223V12H221ZM234 13V15H236ZM251 13V12H250ZM15 14L13 15V16H15ZM16 14V15H17ZM81 14V13H80ZM97 14V13H96ZM111 14H112V12H111ZM123 14V15H122ZM125 14H127V16L125 15ZM135 14V13H134ZM198 14V13H197ZM214 14H216V13H214ZM214 14H212V16H214ZM232 14H230V15H232ZM252 14H254V16H255V13H252ZM31 15V16H30ZM100 15V14H99ZM136 15H137V13H136ZM205 15V14H204ZM206 15H209V14H206ZM234 15H232V16H234ZM237 15H236V17L235 18H237ZM246 15L244 16V17H246ZM94 16H95V13H94ZM216 16H217V14H216ZM228 16H229V14H228ZM252 15H248L247 17H251ZM263 16H264V14H263ZM67 18V15L66 16H64V18ZM70 17V16H69ZM80 17H82V16H80ZM86 17V16H85ZM103 17H105V16H103ZM107 17H109V15H107ZM125 17V18H124ZM126 17H127V19H126ZM199 17V16H198ZM220 15L219 16H217L216 18H218L217 20H219L220 18ZM246 17V18H247ZM10 18V17H9ZM64 18H63V20H64ZM72 18V17H71ZM83 18V17H82ZM81 18V19H82ZM96 18V17H95ZM175 18V17H174ZM173 18V19H174ZM200 18V17H199ZM214 19L215 17H206V19H208V21L209 20H211V19ZM215 18V19H216ZM235 18H234V20L232 21V25H234L235 23H234V21H235ZM238 18V19H239ZM246 18H244V19H246ZM248 18V19H249ZM254 17H252V18H250L249 20L253 23L254 21L253 20H255V21H258L259 19H257L256 17V19H253ZM75 19V18H74ZM73 19V20H74ZM76 19H78V17L76 18ZM91 19H94V18H91ZM121 19V18H120ZM126 19V20H125ZM177 21H179L180 23L182 22V21H180V20H178V18H175ZM193 19H195V18H193ZM200 19H202V18H200ZM203 19H204V17H203ZM214 19V20H215ZM223 20H224V18H222ZM227 19V18H226ZM237 19V20H238ZM248 19H246L245 21L246 22H244V21H242L244 24H242L241 23V25H245V23H249V21H247ZM11 20V19H10ZM68 20H70L69 18H68ZM67 20V21H68ZM72 20V21H73ZM84 21H85V19H83ZM241 20V19H240ZM240 20L238 21V22H240ZM243 20V19H242ZM76 21V20H75ZM81 21V20H80ZM84 21H82V22H84ZM94 22L96 21V20H93ZM97 21V22H98ZM177 21H174L173 20V22H171V23H176ZM194 21V20H193ZM208 21L206 22V21H200V22H204V23H206V24H208ZM225 22H227L226 20H224ZM3 22H6V24H5V26L3 27ZM64 22H65V20H64ZM64 22H63V24H64ZM86 22V21H85ZM128 22H130V21H128ZM127 22V23H128ZM178 22V23H179ZM195 22H196V20H195ZM194 22V23H195ZM200 22H198V23H200ZM212 21H210V23H211ZM214 22V21H213ZM1 23V22H0ZM58 23V24H59ZM76 23H78V21L76 22ZM87 23V22H86ZM124 23V24H123ZM131 23V22H130ZM167 23V22H166ZM179 23V25L180 26H183L182 24L184 23V22H182V24H180ZM204 23H202V27H203V24ZM215 23V22H214ZM213 23V24H214ZM216 25H214V26H216V27H218L217 25H218V23L220 24V20L219 21H216ZM221 23H223L224 24V22H221ZM252 23H249V24H246L247 26L249 25V26H251V31L252 32H250V30H249V32L250 33H252L253 35H254V33L256 32L255 30H252L253 29V26L254 25H256V23L254 24L253 23V26L251 25ZM43 24V25H42ZM68 24V23H67ZM66 24V25H67ZM81 24V23H80ZM108 24H112L111 25V27L108 25ZM120 24V25H119ZM123 24V25H122ZM196 24V23H195ZM212 24V23H211ZM210 24V25H211ZM213 24H212V26H211V28L210 29H212V27H214L213 26ZM240 23H236L234 26H238ZM6 25H8V27L6 26ZM45 25V26H46ZM49 25V24H48ZM52 25H53V23H52ZM57 24H55V25H53L54 27H57L56 26ZM60 25V24H59ZM58 25V26H59ZM62 25V24H61ZM65 25V26H66ZM71 25H73V24H71ZM70 25V26H71ZM87 25H88V23H87ZM98 25H97V27H98ZM122 25V26H121ZM185 25V24H184ZM194 24H191V25H189L190 26V28H189V26H188V28L187 29H191L192 28V26H193ZM210 25H208V27L207 28H209V26ZM225 25V24H224ZM232 25H228V27H232ZM244 26V27H247V26ZM44 26V29L47 27H45ZM53 26H51L50 28H52ZM76 26V25H75ZM81 26V25H80ZM120 26V27H119ZM179 26V29L180 28H182V27H180ZM205 26V25H204ZM233 26V27H234ZM236 26V28L237 29H239L238 27ZM243 26H241V28H244ZM259 26V25H258ZM261 26V25H260ZM259 26V27H260ZM264 26V25H263ZM7 27V28H6ZM53 27V28H54ZM68 27H69V25H68ZM88 27V26H87ZM108 27V28H107ZM167 27V26H166ZM175 26H173V28H174ZM187 27V26H186ZM195 27L197 28V24L195 25ZM199 25H198V29L195 31V30H188L189 32H187V29L185 28V30H179L178 28V30H175L176 32H178V33H180L179 35V37L181 38V36H183L182 38H184V39H180L179 41H181V42H184L185 40H186V37H187V40L184 42V43H189L190 42V40L192 39V36L190 37L189 36V34L191 35L192 34V32L193 31H195L194 32V34L196 35V36H198L197 34H196V32H198L199 31ZM206 27V26H205ZM222 27H223V25H222ZM230 27V28H231ZM233 27L231 28V29H233ZM239 27H240V25H239ZM257 27V26H256ZM59 28H60V26H59ZM62 28H63V26H62ZM71 28V27H70ZM72 28H75V27H72ZM78 28H80V27H78ZM111 28V29H110ZM121 28V29H122ZM172 28V29H173ZM195 28V29H196ZM250 27H248V29H249ZM258 28V27H257ZM261 28H263L262 26H261ZM125 29V28H124ZM175 29V28H174ZM183 29V28H182ZM192 29H194V28H192ZM206 31H207V29L206 28H204ZM214 29V28H213ZM226 29H227V27H226ZM229 29V28H228ZM227 29V30H228ZM237 29H235V30H237ZM133 30V29H132ZM131 30V31H132ZM171 30V29H170ZM169 30V31H170ZM200 30L203 32L204 30H202V28L200 27ZM217 30H219V29H217ZM216 30V31H217ZM226 31L225 29H222V30H219V32L220 31H222V32H224V31ZM246 30V32H248V30L247 29H245ZM258 30H259V28H258ZM41 31V30H40ZM97 31V32H96ZM100 31V32H101ZM123 31V30H122ZM175 31H173V32H175ZM183 31H185V34H183L184 32ZM230 31V30H229ZM233 31L234 30H231V33L232 34H234L236 31H234V33H233ZM238 32L240 31L241 32V30H237ZM253 31H255L254 33H253ZM38 32H39V30H38ZM45 32V31H44ZM49 32V31H48ZM113 32V33H114ZM182 32V33H181ZM201 32V33H202ZM209 32H210V35H214L215 34V32L214 31H212V30H209ZM212 32H214V34H211ZM221 32V33H222ZM238 32H236V33H238ZM245 32V33H246ZM248 32V33H249ZM86 33V34H85ZM98 33V34H97ZM104 33V32H103ZM109 33V32H108ZM178 33H176V34H178ZM187 33H189L188 35H187ZM200 33V32H199ZM218 33V32H217ZM216 33V34H217ZM227 33V32H226ZM225 33V34H226ZM242 33V32H241ZM241 33H239L242 37H243V33H244V31H243V33L241 34ZM257 33V32H256ZM55 34V35H54ZM58 34V35H57ZM74 34V35H73ZM83 34H85L86 36L85 37H87V36H89V37H87V39L86 38H83L84 37V35ZM87 34H90V35H87ZM94 34H96V35H94ZM128 34V33H127ZM134 33H132V35H133ZM145 34V33H144ZM175 34V33H174ZM183 34V35H182ZM194 34H193V38H194ZM203 34H205V31H204V33ZM209 34V33H208ZM239 34H237V36H238V38H235L236 36H235V34L232 36L233 38H231V36L230 37H226V35H225V37L226 38H228V39H226V38H224L223 37V41L221 40L220 42L222 43V45H221V47L223 48V45L225 46L226 44V41H227V43H228V40L229 39H234V41H229L230 43L229 44H231V42H232V44H233V46H235L234 45V42H236L238 39L239 40H241L240 38H241V36L239 37ZM80 35V36H79ZM102 35V34H101ZM100 35V36H101ZM110 35H112V33L110 34L109 33V35H105V37H107V36H110ZM117 35V34H116ZM122 35V34H121ZM141 35V34H140ZM146 35V34H145ZM221 35V34H220ZM259 35V34H258ZM258 35H255V39H256V36H258ZM31 36V35H30ZM60 36V37H59ZM173 36V35H172ZM172 36H171V38H172ZM178 36V35H177ZM184 36H186V37H184ZM202 35L200 34L199 35V38L201 37ZM206 36V35H205ZM217 36H219V34H217V35H214V43L216 42L215 41V39H216V37ZM222 36V35H221ZM250 36L251 37H253L251 34L249 35V36H247L248 37V40L249 39H251L250 38ZM56 37V38H55ZM79 37H81V38H83V39H81V38H79ZM116 37V36H115ZM123 37V36H122ZM121 37V38H122ZM130 37H131V35H130ZM164 37H165V35H164ZM174 37V36H173ZM190 37V38H189ZM203 38H204V35L202 36ZM201 37V38H202ZM211 37V36H210ZM259 37H261V36H259ZM69 38L71 39V40H69ZM132 38H134V37H132ZM155 38V37H154ZM177 38V37H176ZM176 38H174V39H176ZM207 38H208V36H207ZM219 38V37H218ZM244 38V37H243ZM254 38H252V40L254 41L255 39ZM258 38V37H257ZM80 41H79V40ZM84 39H86V40H84ZM89 39L91 40V44H89ZM128 39V38H127ZM141 39V38H140ZM153 39V38H152ZM157 39V38H156ZM161 39V38H160ZM167 39V38H166ZM188 39H189V41H188ZM206 39V37L204 38V40ZM220 39V38H219ZM235 39H237V40H235ZM246 39V38H245ZM75 40L77 41L76 43L77 44H79V45H77L76 43V45L74 44V42H75ZM86 41V42H83V41ZM129 40V39H128ZM143 40V39H142ZM198 39H196V41H197ZM206 40H208V39H206ZM210 40V39H209ZM211 40V41H212ZM224 40H225V43H224ZM238 40V41H239ZM247 40V39H246ZM247 40V41H248ZM252 40H250V41H248V42H250L248 45L249 46H255V43L254 42H252ZM257 40V39H256ZM80 43H79V42ZM82 41V42H81ZM94 41V40H93ZM101 41H103V40H101ZM165 41V40H164ZM168 41V40H167ZM172 41V40H171ZM175 41H177V40H175ZM174 41V43L173 44H175L176 42ZM192 41V40H191ZM201 41V40H200ZM218 41V40H217ZM242 41H245L244 39H242ZM88 42V45L91 47V48H89V46L88 45H86V43ZM108 42V41H107ZM111 42V41H110ZM114 42V41H113ZM122 42H124V41H122ZM132 42V41H131ZM155 42V41H154ZM219 42V41H218ZM241 41H239V42H237V46H238V44L240 43ZM246 42V41H245ZM245 42H243V43H245ZM247 42V43H248ZM251 42L253 43L252 45H251ZM85 43V44H84ZM94 43H96V41L94 42ZM138 43H140V42H138ZM156 43V42H155ZM166 43V42H165ZM169 44H170V42H168ZM184 43H182L181 45L183 46V44ZM187 43H186V45L184 44V50H186V48H185V46L187 47V46H189L188 48L189 49H194L195 48V50H197V46H195V47H193V48H190L191 47V43L192 42H190V44H188L187 45ZM196 43V42H195ZM198 43V42H197ZM200 43V42H199ZM204 43H207V41L205 42L204 41ZM247 43H245V45L247 44ZM99 44V43H98ZM100 44H101V42H100ZM99 44V45H100ZM119 44V43H118ZM131 44V43H130ZM144 44V43H143ZM158 44V43H157ZM208 44V43H207ZM212 44V43H211ZM241 44L242 43H240L239 45H240V47H245V45L244 44H242V46H241ZM132 45V44H131ZM141 45V44H140ZM159 45V44H158ZM162 45V44H161ZM179 45H180V42H179ZM196 45V44H195ZM218 46V48L221 50L222 48H220L219 46L220 45H218V43L216 44L215 43V45L214 46ZM153 46H155V45H153ZM169 46V45H168ZM172 46H174V45H172ZM194 46V45H193ZM201 46V45H200ZM233 46H230V47H232V49H230V51L231 52H233V50H234V48H233ZM237 46H235V48H236V52H237V48H239V46L237 47ZM249 46H248V48H249ZM151 47V46H150ZM156 47V46H155ZM181 47V46H180ZM180 47H178L179 49H180ZM229 46H227L226 45V47H225V49L226 48H228ZM229 47V48H230ZM93 48V49H92ZM162 48V47H161ZM177 48V49H178ZM217 47H215V49H216ZM228 48V49H229ZM247 48V47H246ZM245 48V49H246ZM96 49V50H95ZM116 49H118V48H116ZM147 49V48H146ZM145 49V50H146ZM164 49H166V48H164ZM188 49V50H189ZM199 49V48H198ZM202 49V48H201ZM207 49H209V48H207ZM218 49V50H219ZM240 49V48H239ZM242 49V48H241ZM244 49V48H243ZM244 49V50H245ZM253 49V48H252ZM100 52H99V51ZM120 50V49H119ZM118 50V51H119ZM124 50V49H123ZM144 50V51H145ZM176 50V49H175ZM184 50H183V48H182V51H183V53L185 54V52H184ZM210 50V49H209ZM213 50V51H212ZM211 51H212V53H211V51L209 52L211 55L212 54H216V55H218V58L220 57L219 56V54H217V53H213L215 50L214 49H212ZM222 50H224V48L222 49ZM248 50V49H247ZM97 51H98V54H97ZM167 51V50H166ZM169 51V50H168ZM178 52H180L181 50H177ZM181 51V52H182ZM187 51V50H186ZM202 51V50H201ZM204 51V50H203ZM216 51H217V49H216ZM226 51V50H225ZM228 51V50H227ZM229 51V52H230ZM241 51H243V50H241ZM117 52V53H116ZM122 52V51H121ZM120 52V53H121ZM156 52V51H155ZM176 52V51H175ZM177 52V55L179 54V57H181V56H183L184 54H182V55H180L181 54V52L180 53H178ZM189 52H190V50H189ZM218 52V51H217ZM227 53V55L228 54H230V55H228L227 57L229 58H232L231 57V55L233 54V53H236L235 52V50H234V52L233 53ZM165 53V52H164ZM168 53V52H167ZM169 53H171V54H173V56H175V57H173V61H170L171 63H173L174 62V60H175V63H176V59H178V61H183V63H184V61L185 60H182V59H179V57L177 56L176 57V53H173V52H171V51H169ZM203 53V52H202ZM219 53V52H218ZM239 53H240V51H239ZM238 53V54H239ZM243 53V52H242ZM119 54V53H118ZM155 54H158V53H155ZM188 55H190V53H187ZM199 54V53H198ZM197 54V55H198ZM222 54V53H221ZM226 54V53H225ZM237 54V55H238ZM120 55V54H119ZM126 55H127V53H126ZM126 55H125V57H126ZM187 55V56H188ZM192 56H193V53L191 54ZM237 55H236V58H238L237 57ZM242 55V54H241ZM251 55H252V53H251ZM250 55V56H251ZM130 56V55H129ZM134 56V55H133ZM149 56V55H148ZM199 56V55H198ZM222 56H224V54L222 55ZM232 56H234L233 58H235V55H232ZM146 57V56H145ZM157 57V56H156ZM168 57H170V55L169 56H167V58ZM184 57H186V55H184ZM194 57V56H193ZM213 57H214V55H213ZM225 58V56L223 57V58H225V59H228V58ZM119 58V60L117 61V59ZM187 58V57H186ZM185 58V59H186ZM192 58V57H191ZM207 58V57H206ZM222 57H221V59H223ZM232 58V59H233ZM246 58V57H245ZM251 58V57H250ZM169 59V58H168ZM209 59H211L210 57H209ZM214 59V58H213ZM216 59H217V57H216ZM215 59V60H216ZM220 59V61H222ZM223 60V62H225L226 63V60ZM84 61V62H87L86 64H90V65H92V67H88V68H85V69H83V70H80V72H79V70L77 71V70H72V67H74V66H72V64H73V62H78V61ZM116 60V61H115ZM151 60H153V59H151ZM189 60H191L190 59V57H189ZM197 60V59H196ZM215 60H213V62L215 61ZM219 60V59H218ZM245 61V63H246V61H247V58L246 59H244ZM201 61V60H200ZM207 61V60H206ZM231 61H234V60H231ZM149 62H150V60H149ZM156 61H154V63H155ZM161 62H163V59H162V61ZM164 62H167V61H165V59H164ZM169 62V61H168ZM170 62H169V64L168 65H170ZM186 62V61H185ZM208 62H209V60H208ZM208 62H207V65H208ZM218 62V61H217ZM222 62V63H223ZM235 62V61H234ZM124 63H125V61H124ZM126 63H129L128 61L126 62ZM130 63H132V62H130ZM129 63V64H130ZM181 63V62H180ZM194 63V62H193ZM222 63H221V65H222ZM224 63V64H225ZM232 63V62H231ZM54 64H56L55 66H57V67H59V69H60V67L62 66V69H63V66H64V71H65V69H66V71L65 72H70L71 70L73 71V73L75 74V75H77V77H78V79H82V80H77V81H75L74 82V80H71L72 82H71V84H70V86H71V88H70V90H69V85L67 86V85H62L61 86V84H65V82L63 81V78L61 77V79H60V77L58 78V79H60V80H50V78L48 79V80H44L46 83V85H44V81L42 80L43 78L42 77H46V74L44 73H42V70H45L46 68H47V66H50V68H52L51 67V65L52 66H54ZM63 64V65H62ZM75 64V63H74ZM112 64V65H113ZM115 64V65H116ZM118 64H117V66H118ZM128 64V65H129ZM140 64V63H139ZM162 64V63H161ZM163 64H165V63H163ZM197 64H198V62H197ZM197 64H196V66H197ZM211 64V63H210ZM218 64H220V62H218ZM228 64V63H227ZM59 65V66H58ZM69 65V68L71 69L70 71L68 70L67 71V68L68 67H65V66H68ZM106 65V66H105ZM114 65V66H115ZM119 65H123V62L122 63H120ZM160 65V64H159ZM173 65H174V63H173ZM175 65H177L178 66V68H179V65L178 64H175ZM201 65H202V63H201ZM207 65L206 66H204V67H207ZM220 65V66H221ZM54 66V67H55ZM86 66V65H85ZM104 66L107 68V66L109 67V68H107V70H106V68H104ZM157 66V65H156ZM171 66V65H170ZM176 66V67H177ZM180 66H182V63H181V65ZM189 66H191V65H189ZM195 66V65H194ZM196 66H195V68H196ZM218 66V65H217ZM217 66H215V67H217ZM219 66V67H220ZM258 66H260V63H259V65ZM53 67V68H54ZM112 67V66H111ZM132 67H134V66H132ZM185 67H186V64H185ZM199 67V66H198ZM224 67V66H223ZM226 67V66H225ZM224 67V68H225ZM227 67H228V65H227ZM226 67V68H227ZM247 67V66H246ZM260 67H262V66H260ZM49 67H48V69L49 70H52L51 72H53V74H51V75H54V73L56 74V72H57V69H50ZM115 68H118V67H115ZM120 68V67H119ZM118 68V69H119ZM124 68V67H123ZM128 68V67H127ZM127 68H125V69H127ZM130 68V67H129ZM147 68V67H146ZM152 68V67H151ZM154 68V67H153ZM159 68V67H158ZM165 68V67H164ZM170 67H166V69H169ZM182 68V67H181ZM184 68V67H183ZM188 68V67H187ZM210 68V67H209ZM208 68V69H209ZM212 68V67H211ZM78 69V68H77ZM106 70V71H104L103 72V70ZM120 69H122V68H120ZM135 69L137 70V67H135ZM134 69V70H135ZM156 69V68H155ZM159 69H163V67H161V68H159ZM158 69V70H159ZM180 69V68H179ZM186 69V68H185ZM192 69V68H191ZM194 69V68H193ZM217 69H218V67H217ZM261 69H263V68H261ZM260 69V70H261ZM53 70H56L55 72L53 71ZM113 70H114V67H113ZM115 70H117V69H115ZM133 69H132V71H134ZM142 70V69H141ZM147 70H149V69H147ZM170 70H171V68H170ZM187 70H189V69H187ZM197 70V69H196ZM199 70V69H198ZM197 70V72H199ZM213 70V69H212ZM222 70V69H221ZM257 70H259V67H258V69ZM256 70V71H257ZM259 70V71H260ZM59 71V70H58ZM62 70H60V73H58L57 72V76H58V74H61L62 72H61ZM64 71H63V73H64ZM71 71V72H72ZM109 71H108V74H109ZM163 71V70H162ZM175 71V70H174ZM182 71V70H181ZM204 71H205V68H204ZM45 72V71H44ZM50 72V71H49ZM48 72V73H49ZM71 72L70 73H66V76L67 75H69V74H71ZM102 72H103V74H102ZM118 72V71H117ZM124 72V71H123ZM128 72V71H127ZM144 72V71H143ZM147 72V71H146ZM145 72V73H146ZM149 72H153V71H149ZM184 72V71H183ZM182 72V73H183ZM188 72V71H187ZM190 72V71H189ZM194 73H195V70L193 71ZM197 72H196V74H197ZM201 72H203V71H201ZM208 72V71H207ZM213 71H211V73H212ZM261 72V71H260ZM260 72H258L257 71V74L258 73H260ZM43 75H42V74ZM120 72H118V74H119ZM125 73H126V71H125ZM125 73H122V74H125ZM139 73V72H138ZM154 73V72H153ZM160 73V72H159ZM162 73V72H161ZM160 73V74H161ZM191 73H192V70H191ZM205 73V72H204ZM204 73H198V75L200 74V76L201 75H203ZM209 73V72H208ZM208 73H207V75H208ZM216 73V72H215ZM239 73V72H238ZM240 73H241V71H240ZM261 73H263V72H261ZM260 73V74H261ZM65 74V73H64ZM101 74V75H100ZM107 74V73H106ZM107 74V75H108ZM111 74V73H110ZM109 74V75H110ZM121 74V73H120ZM119 74V75H120ZM149 74V73H148ZM148 74H146V75H148ZM158 74V73H157ZM163 74V73H162ZM171 74V73H170ZM188 74V76L189 75H192V76H189V78L190 77H194L193 75V73L192 74H190V73H187ZM186 74V75H187ZM206 74V73H205ZM204 74V75H205ZM254 74H256V72L254 73ZM256 74V75H257ZM51 75H49V76H51ZM63 75V74H62ZM133 75V74H132ZM138 75V74H137ZM143 75L144 74H142V77H143ZM156 74H154V76H155ZM159 75V74H158ZM166 75V74H165ZM168 75V74H167ZM206 75V76H207ZM209 75H211V74H209ZM208 75V76H209ZM232 75V74H231ZM240 75V74H239ZM243 75V73L240 75V77ZM262 75V74H261ZM264 75V74H263ZM262 75V76H263ZM60 76V75H59ZM72 76V75H71ZM126 76V75H125ZM128 76V75H127ZM139 76V75H138ZM141 76V75H140ZM150 76V75H149ZM177 76V75H176ZM183 79H185V75L183 74V76L182 75H180ZM187 76V77H188ZM217 76H218V74H217ZM236 76V75H235ZM250 76V75H249ZM258 76V78H259V80H260V78H262V80H263V78H264V76L262 77H259L260 75H257ZM47 77H48V75H47ZM54 77V76H53ZM65 77V76H64ZM68 77V76H67ZM70 77V76H69ZM108 77H111V76H108ZM121 77V78H120ZM129 77V76H128ZM132 77V76H131ZM131 77H129V78H131ZM147 77V76H146ZM160 77V76H159ZM202 77H204V78H206L207 79V77H205V76H202ZM231 77V76H230ZM42 78V79H41ZM54 78H56V77H54ZM105 78H107V76L105 77ZM115 78V77H114ZM180 77H178L177 78V80L179 79ZM192 78H190V79H192ZM203 78V79H204ZM222 78V77H221ZM236 78H238V79H236ZM242 78V77H241ZM239 79V77H235V79H233V81H235L234 83H237L236 81L238 80V82H240L239 80H242V79ZM254 78V77H253ZM257 77H255V79H256ZM70 79H71V77H70ZM69 79V80H70ZM104 79V80H103ZM108 79V78H107ZM146 79V78H145ZM162 79H164V78H162ZM194 79V78H193ZM197 79V78H196ZM199 79H202V78H199ZM219 79V78H218ZM68 80V81H69ZM152 80H154V78H152ZM209 80H210V78H209ZM213 80V79H212ZM229 80H231V78L229 79ZM258 80V81H259ZM41 81H43V85H44V87L41 89V88H39V85H41ZM61 81H63L64 83H62ZM175 81V80H174ZM183 82H185V80H182ZM194 81H195V79H194ZM201 81V80H200ZM202 81H204L205 82V80H202ZM223 80H221V82H222ZM251 81V80H250ZM261 81V80H260ZM40 82V83H39ZM70 82V81H69ZM69 82H68V84H69ZM108 82H111V86H109L108 85ZM179 82H181V80L179 81ZM196 82H198V81H196ZM209 82V81H208ZM231 82H232V80H231ZM231 82H229L230 83V85H232V89H236V88H233V84L234 83H232L231 84ZM244 82V81H243ZM200 83H202V82H200ZM206 83H207V81H206ZM217 83H219V82H217ZM247 83V82H246ZM251 82H248V87L250 88V86L249 85H251L250 84ZM253 83H255V82H253ZM262 83H263V81H262ZM66 84H67V80H66ZM175 84V83H174ZM245 84V83H244ZM259 84V83H258ZM165 85V87H167V88H163V86ZM176 85H177V83H176ZM176 85H175V87H176ZM199 84H197V86H198ZM221 85H222V87L221 88H219V90L220 91H222V93H223V91H224V93L223 94H225V93H227L226 94V96L223 98V99H227V96H228V94H231L230 96H232L233 94L232 93H230V91L232 92V90H230V88H228L229 90H227L226 92H225V88H227V87H229V84L228 83H226V85L224 84V87H223V84L221 83ZM228 85V86H227ZM255 85V84H254ZM257 85V84H256ZM260 85V84H259ZM119 86L122 88V90H120L119 89ZM183 86V85H182ZM195 86V85H194ZM197 86H195V89H196V87ZM238 86V85H237ZM245 86V85H244ZM264 86V85H263ZM263 86H261V87H263ZM63 87H65V89L63 88ZM189 87V86H188ZM187 87V88H188ZM192 87V86H191ZM191 87H189V88H191ZM236 87V86H235ZM247 86H245V88H246ZM259 86L257 85V87L256 88H258ZM261 87H259L258 89H260ZM63 88V89H62ZM163 88V89H162ZM205 88V87H204ZM241 88V87H240ZM244 88V87H243ZM243 88H241V90L243 89ZM248 88V89H249ZM251 88H252V86H251ZM165 89V90H164ZM166 89H167V91L168 92H166ZM182 89H183V87H182ZM191 89H193V87L191 88ZM203 89V88H202ZM222 89H224V90H222ZM238 89V88H237ZM236 89V90H237ZM164 90V91H163ZM185 90H187L188 91V93H189V91H190V89L188 90V89H186V87H185ZM201 90V89H200ZM219 90L217 91V93H216V95L217 94H222V93H220L219 92ZM236 90H234L233 92H235ZM239 91H240V89H238ZM237 90V91H238ZM243 90H245V89H243ZM252 90V89H251ZM262 90H263V88H262ZM181 91H183V90H181ZM181 91L179 92V94H181L182 95V97H183V94L181 93ZM194 91V90H193ZM238 91V92H239ZM170 92V93H169ZM184 92V94L186 93L185 91H183ZM238 92H236L237 93V95H239V94H241V93H243L242 91H241V93L239 92V94H238ZM264 92V91H263ZM187 93V95L185 94L184 96H188L189 94ZM62 94V93H61ZM221 95V97H217V100L219 99V98H222L224 95ZM180 95V96H181ZM202 95V94H201ZM242 95H244V94H242ZM242 95H240V97H242ZM61 97H63V98H61ZM173 97H175V98H173ZM192 97V96H191ZM197 97V96H196ZM200 97V96H199ZM214 97H216V96H214ZM213 97V98H214ZM234 97V98H233ZM238 98L237 96H236V94L235 95H233L232 96V98H231V100L229 99V103H231L232 102V99H236V98ZM180 98V97H179ZM188 98V97H187ZM209 98H211V97H209ZM228 98H230V97H228ZM243 98H244V96H243ZM170 99V100H169ZM200 99V98H199ZM239 99V98H238ZM237 99V100H238ZM194 100V99H193ZM195 100H196V102H198L197 100V98H195ZM209 100V99H208ZM215 100H216V98H215ZM220 101H225V100H221V99H219ZM231 101V102H230ZM236 101V100H235ZM243 101V100H242ZM50 102V101H49ZM180 102H181V98H180ZM179 102V103H180ZM227 101L226 102H224V103H228ZM256 102H258V101H256ZM260 102V101H259ZM178 103V102H177ZM176 103V104H177ZM209 103V102H208ZM207 103V104H208ZM212 103V102H211ZM215 103V102H214ZM218 103V102H217ZM235 103V102H234ZM250 103V102H249ZM254 103V102H253ZM261 103V102H260ZM260 103H258V104H256L255 106H257V105H262L263 103H264V100H263V102H262V104H260ZM181 104V108L183 107V111H185L184 110V106L182 105V102L180 103ZM183 104H184V102H183ZM241 104V103H240ZM50 105V106H49ZM234 105V104H233ZM252 105V104H251ZM178 106H180L179 104H178ZM194 106V105H193ZM213 106H215V105H213L212 104V106L210 107L211 109L213 108ZM222 106H224V105H222ZM255 106H253L252 107V109H254V110H256L255 109ZM258 106V108H260ZM186 107V106H185ZM196 107V106H195ZM225 107V106H224ZM251 107V106H250ZM172 108H173V106H172ZM177 108V107H176ZM181 108H179L180 110H181ZM262 108H263V111H261V113L263 114V112H264V105H263V107L261 106V108L260 109H257L259 112L257 113V114H259V115H256V119H258V118H260L259 116H261V113H260V110H262ZM225 109V108H224ZM178 110V109H177ZM176 110V111H177ZM180 110H179V112H180ZM213 110V109H212ZM229 110V109H228ZM236 110V109H235ZM30 111V112H29ZM247 110H245V112H246ZM179 112H176L175 113V115H177V117L179 118H184L183 120H185V116H187V113L185 114V116L183 115L184 114V112L183 113H179ZM188 112V111H187ZM229 112V111H228ZM253 112V111H252ZM257 112V111H256ZM255 112V113H256ZM39 113H40V111H39ZM178 113L181 115H178ZM216 113V112H215ZM240 113V112H239ZM255 113H253V114H255ZM222 114V113H221ZM247 114V113H246ZM251 114V112H249V114L248 115H250ZM38 115V114H37ZM218 115V114H217ZM28 116V117H27ZM39 116H42V115H39ZM39 116H37V117H39ZM240 116V115H239ZM27 117V118H26ZM36 117V118H37ZM249 117V116H248ZM253 117L254 116H252V119H253ZM31 118V117H30ZM29 118V119H30ZM242 118H243V115H242ZM245 118H247V115H245V117L243 118V119H245ZM250 118V117H249ZM262 118V117H261ZM261 118H260V121H261ZM181 119V120H182ZM238 119V118H237ZM243 119H241V120H243ZM251 119V118H250ZM32 119H30V121H31ZM180 120V119H179ZM183 120H182V122H183ZM238 120H240V119H238ZM259 120V119H258ZM263 120V119H262ZM259 121V122H260ZM33 122H34V120H33ZM167 122H168V120L166 121V125H167ZM242 123H243V121H241ZM244 122H245V120H244ZM250 122H252V123H254V120L252 121H249L248 122V120H247V125H249V123ZM256 122V121H255ZM261 123V122H260ZM259 123V124H260ZM264 123V122H263ZM26 124H28V123H26ZM262 124V123H261ZM172 125V126H171ZM245 125V124H244ZM257 124H254L253 126H256ZM36 126H38L37 128H36ZM174 126V127H173ZM250 126V125H249ZM249 126H247L248 128H249ZM260 126H263V125H260ZM15 127V129L13 130V128ZM17 127V128H16ZM171 127H172V129H171ZM243 127V126H242ZM241 127V128H242ZM252 127V126H251ZM258 127H259V125H258ZM26 128V127H25ZM31 128V129H32ZM237 128V127H236ZM255 128V127H254ZM263 128V127H262ZM29 129V128H28ZM175 129V128H174ZM244 129V128H243ZM9 130V129H8ZM22 130H24V129H22ZM30 130V129H29ZM33 130V131H34ZM247 131H248V129H246ZM250 130H251V128H250ZM16 131H18V130H16ZM6 132H8V131H6ZM19 132V131H18ZM14 132H12V134H13ZM239 133V132H238ZM244 133H245V131H244ZM264 133V132H263ZM15 134V133H14ZM26 134V133H25ZM28 134V133H27ZM10 135V134H9ZM17 135V134H16ZM31 135V136H30ZM233 135V134H232ZM236 135V137H237V134H234V136ZM7 136V135H6ZM11 136V135H10ZM13 136V135H12ZM11 136V138H13ZM18 136V135H17ZM254 136H256V133H255V135H252V137H254ZM262 136V135H261ZM8 137V136H7ZM14 137H16V136H14ZM10 138V137H9ZM18 138V137H17ZM16 138V139H17ZM19 138H20V136H19ZM175 138V137H174ZM256 138V137H255ZM15 139V140H16ZM248 139V138H247ZM251 139H253V138H251ZM257 139V138H256ZM260 139V138H259ZM3 140V139H2ZM6 140V139H5ZM168 140V141H167ZM167 141V142H166ZM172 141H174V139L172 140ZM245 140H243V142H244ZM262 140H260V142H261ZM242 142V141H241ZM256 142V141H255ZM254 142V143H255ZM1 143H3L2 141H1ZM1 143H0V146H3V144L1 145ZM7 143V142H6ZM12 143V142H11ZM164 143H166V146H165V149L166 150H164V149H162L163 147H164ZM189 143V142H188ZM245 143V142H244ZM251 143H253V141H251ZM253 143V144H254ZM17 144V143H16ZM15 144V145H16ZM190 144V143H189ZM204 144V143H203ZM247 144V143H246ZM250 144V143H249ZM259 144V142H257V145ZM10 145V144H9ZM14 145V146H15ZM161 145H162V147H161ZM193 145H194V143H193ZM255 145V144H254ZM261 145H262V143H261ZM261 145H258V147L260 146L261 147ZM8 146V145H7ZM46 148V151H47V153L44 151V148ZM189 146V145H188ZM244 146V145H243ZM246 146H251V148H246ZM256 146V145H255ZM263 146V145H262ZM182 147V146H181ZM190 147V146H189ZM196 147V146H195ZM255 148L256 149V151H257V149H259V150H262L261 148ZM2 148V147H1ZM0 148V149H1ZM4 148H6V147H4ZM13 148V147H12ZM12 148H9V149H12ZM43 148V149H42ZM183 148V147H182ZM253 148V145L252 144H250V145H245V149H254ZM262 148H264V146L262 147ZM8 149V148H7ZM185 149H186V147H185ZM192 152H193V147H191V148H189ZM189 149H188V151H189ZM243 149H244V147L241 149V151H240V153L242 154V153H244L245 154V156L244 155H239V153L238 152H234V150L231 152L232 154L233 153H237V154H235V158H236V155H237V158H238V155H239V157L240 156H243V158H246V155L247 156H249L248 157V159L251 157V155L249 154H246V152H252V150L251 151H247V150H245L246 152H243ZM255 149H254V151H255ZM3 150V149H2ZM5 150V149H4ZM182 150V149H181ZM195 150H196V148H195ZM235 150H238V149H235ZM258 150V151H259ZM14 151H16V150H14ZM165 151V152H164ZM178 151V150H177ZM180 151V150H179ZM190 151V152H191ZM230 151V150H229ZM183 152V151H182ZM261 153H262V151H260ZM260 152H259V154H258V156L260 155L261 156V158H260V156L258 157V160H259V162H261L262 163V161H261V159L264 157V155L263 154H260ZM263 152H264V150H263ZM8 153V152H7ZM10 153V152H9ZM8 153V154H9ZM11 153H13V152H11ZM56 153H57V155H56ZM164 153V154H163ZM169 153V152H168ZM195 153V152H194ZM194 153H193V155H194ZM0 154H1V152H0ZM7 154V155H8ZM14 154V153H13ZM41 154V155H40ZM55 154V155H54ZM171 154H174V153H172L171 152ZM180 154V153H179ZM179 154H178V156H179ZM183 154V153H182ZM188 154H189V152H188ZM11 155V154H10ZM10 155H8V156H10ZM40 155V156H39ZM55 157H54V156ZM169 155V154H168ZM192 155V156H193ZM200 155V154H199ZM262 155H263V157H262ZM13 156V155H12ZM37 156V157H36ZM46 156V157H45ZM174 156V155H173ZM183 156V155H182ZM190 156V155H189ZM192 156H190L189 158H191ZM233 156V158H234V155H232ZM35 158V160H33L34 158ZM51 157V158H50ZM54 157V158H53ZM175 157H176V155H175ZM195 156H193V158H194ZM223 157H225V156H223ZM230 157V156H229ZM255 157V156H254ZM11 158V157H10ZM10 158H8V160L7 161H10V163H8V164H11V162H12V160H9ZM37 158V159H36ZM42 158V159H43ZM49 158H50V160H49ZM53 158V159H52ZM168 159V161H170V159L171 158H169V157H167ZM188 158V157H187ZM187 158H185L186 160H187ZM193 158H191V161L192 162H194L193 160H195V158L193 159ZM231 158V157H230ZM252 158H253V156H252ZM257 158V157H256ZM3 159V158H2ZM33 161V163L35 164V166H33L34 164H30V166H28L27 164L29 163V162H32L31 160ZM40 159V158H39ZM64 158H62V160H63ZM67 159V158H66ZM88 159V160H87ZM166 159V158H165ZM172 159H173V157H172ZM184 159V160H185ZM193 159V160H192ZM219 159H221V157H219ZM239 159V158H238ZM242 159V158H241ZM255 159V158H254ZM6 160V159H5ZM45 160V161H46ZM71 160L73 161L72 163H74V162H77V163H79L83 168H81L80 166V170H78L79 169V167H78V169L77 168H75V169H77L78 171H79V174L81 173V172H83V173H81L80 174V178H79V176H78V171L77 170H75L74 169V171H75V173L77 174H75L74 176L76 177V179L77 178H79L78 180H74L73 182H71L72 180V178H70V177H68L67 179V182L69 181V180H71V181H69V185H70V183H71V185L69 186L70 187V189H69V187H66L65 185V187L63 186V184L65 183H63V181L61 180L60 181V179L61 178H66L67 176H70V175H67V176H64V175H66V174H69L68 173V169H67V166L71 163ZM157 160H158V162H157ZM229 159H226V161L225 162H227ZM231 160L232 159H230V162H231ZM240 160V159H239ZM252 160V159H251ZM250 160V161H251ZM257 160V159H256ZM258 160L257 161H253L254 162V164H255V162H256V165H257V163H258V165H259V162H258ZM264 160V159H263ZM41 161V160H40ZM43 161V160H42ZM44 161V162H45ZM61 161V160H60ZM166 161V160H165ZM172 161H174V159L172 160ZM172 161H171V163H172ZM176 161H181V159L179 160H176ZM175 161V162H176ZM189 161V160H188ZM218 161V160H217ZM222 161H224V160H222ZM222 161L220 160V164L222 163ZM243 161V160H242ZM241 161V162H242ZM245 161H247L248 162V160L247 159H245ZM3 162H5V161H3ZM185 162V161H184ZM197 162V158H196V161L194 162V166L193 167H195L196 165H199V164H196L195 165V163ZM224 162V163H225ZM229 162V163H230ZM240 162V161H239ZM247 162H243V164L245 163V165L246 166H249V165H247V164H251V163H247ZM6 163V162H5ZM4 163V164H5ZM42 163V162H41ZM63 163H64V161H63ZM69 163V164H68ZM71 163V164H72ZM77 163H76V166H77ZM156 163L154 164V165H156ZM163 163V162H162ZM165 163V162H164ZM170 162H168V165H171V164H169ZM183 163V162H182ZM181 162H180V164H182ZM185 163H187V162H185ZM223 163V164H224ZM233 163V162H232ZM235 163H236V161H235ZM0 164H3V163H0ZM166 164V166H168L167 165V163H165ZM177 165V167L179 166H181L180 164L178 165V163H176ZM190 165H191V163H189ZM218 164H219V162H218ZM226 164V163H225ZM253 164V163H252ZM72 165H74V164H72ZM149 165V166H150ZM158 165V164H157ZM174 165H175V163H174ZM184 165L185 164H183V167H184ZM189 165V166H190ZM222 165V164H221ZM227 165V167L230 165V167H232V165L231 164H229L228 165V163L226 164ZM236 165V164H235ZM245 165H242L241 164V166H245ZM17 166V165H16ZM59 166V167H60ZM163 166H165V165H163ZM200 166H203L204 167V165L202 164V165H200ZM200 166H196V168H198V169H200L199 167ZM220 166V165H219ZM224 166V165H223ZM223 166L221 167L220 166V168H221V170L223 171ZM237 166V165H236ZM51 167H53V165L51 166ZM54 167H56L55 166V164H54ZM69 167V166H68ZM73 167V166H72ZM72 167H71V169H72ZM154 168H152L153 170H155V167L156 166H153ZM177 167H176V169H175V171L177 170ZM186 167V166H185ZM213 167H215V166H213ZM226 166H225V172L223 171V173L221 172V170L220 169H218V170H220V173H222L223 175H225V176H227L230 172H228V171H233L234 172V174H235V176H236V179H232V178H230V179H232L231 181L229 180V179H226V180H229V181H227V183L230 185V187H231V190H229L228 192L229 193H231L232 195H231V197H229V193H227V191L224 193V195L226 194V196L227 197H225V200H226V198H228V201H227V203H226V201L225 200H223L222 199V197L221 196H223L224 197V195H221V193L222 192H224L225 190H228L229 188L227 187L228 186V184L226 185L225 184V186H226V189L224 190V188H223V190H222V187H221V189H220V185H218V184H220V181L222 180V179H219V178H216V175L217 174H215L218 170H216V171H214V168H210V171H208L209 173H208V175H210L211 173V171H212V169H213V171L212 172H214V174L213 175H215V177L214 176H212V175H210V179L211 180H213V177L214 178H216V179H214V181H212V183L214 182V184H212L211 183V181H209L210 179H208L209 178V176L207 175V171H206V169H205V167H204V170H205V172H206V174L204 173V172H202V171H204V170H202L201 171V169L200 170H198L197 169V172H196V170H195V172L197 173L196 174V176L199 174V172L201 173V174H199V175H201L200 177H198V179H197V181L199 182V178H201L202 177V175L204 174L205 175V179H208V180H205L204 179V175H203V179H204V181H203V179L201 178L200 179V184H198V182L196 181V183L198 184V185H201L199 188H198V186H197V188H191V187H189V189L187 190V191H193V190H191V189H194L195 191L193 192V193H191L190 194V192H189V194H188V192H187V196L189 195L190 196V199H189V204H188V198H187V203H186V201L185 202H183V201H181V202H179V201H177L178 202V204L180 203V205H178L177 204V202H176V204H177V206L176 207H178V209L176 208H174V207H172V205H170L172 208H170L169 209V211H168V209H165L166 211H167V213H165L166 211H162L163 213H165V214H167V218H166V215L164 216L163 215V213H162V215L165 217H163L164 218V220H166V224H163L164 223V221L163 222H160L161 223V225H159V226H162L161 228L157 225L158 224V222L156 223V218H154V219H156V220H154L155 221V224H152L151 223V225H150V227L152 228V227H154V225L156 226H158L159 227V230L157 231L156 230V228L157 227H155V232L157 231V234L155 235V232H154V228L153 229H151V230H153L152 232H151V230H150V228L148 227L149 226V224L147 225V227H148V230H149V232L150 233H153L154 234V236H152L153 234H151V236H150V234L148 235V234H146V237L144 236V234H142V231L146 228H144V229H142V231H141V235H143V236H141L140 237V234H139V238H137L138 240H140V243H138V240H137V243L138 244H134L133 243V241H135V240H133L132 238V240L133 241H131L134 245H138V246H136V247H133V248H135V251L131 254V256L129 257V256H127L126 254H125V256L123 257V259L122 258H120L121 260H120V263L117 261V259H116V262H118L119 264H133V262H134V264H137V263H139V262H141L140 264H152V262L156 259L155 257H154V253L156 252V246L159 244L158 243V241H160L161 239L162 240H165V238L167 239V241H164V242H167L166 243V245H163L164 246V248H166V251L169 249V248H175L176 249V247L174 246V243L175 242H177V243H175V245L177 246V248L179 247V246H181L182 247V245H183V247L181 248V251L184 249V248H186L185 247V245H186V242L188 243V244H192V242H191V237H192V231L190 232V234H192V235H190V234H188V235H190V243L188 242V238H186V236H185V233L187 232H189L192 228H193V224H189V226H191V229L189 228H187L186 226H184L183 224H182V226H183V229L182 230H180L181 232L182 231H184V234H182L180 231V234H179V232H178V229H181L182 228V226H181V223L184 221V223L186 222H191V223H194L193 221H190V219L191 218H193V216H195V212H193V214H191V218H189L190 217V215L188 214L189 213V211L191 212V210L189 209L188 210V208L189 207H191V209H192V207H194V206H190L192 203H196V201L198 200V198H197V196H198V193H199V195H201V192H203L202 194H203V197L205 196L204 194H206V196L209 198V196H210V200L211 199H214V200H216L215 201V204H216V202H217V200L218 199H222V200H220L218 203L220 204H216V206L218 207V205L220 206V208H223V206H221L222 204H224V203H226V204H228L227 206H229V204H230V206H229V208L232 206V204H233V201L235 200V202L236 203H234V204H236L237 205V199H238V206L240 205L239 204V202L241 203V202H246L245 200H244V198L246 199V197L247 196H243L244 195V192H245V190L247 189V186H245L244 184H245V182H246V180L247 179H249L248 177H249V174H248V171L247 172H245L246 170L245 169H241V171H244L245 172V174L248 176H245L246 178H244V176L242 177V175L240 176V173L239 172H236V173H239V176L241 177V178H237V175H236V173H235V171L233 170L234 168L232 167L231 168V170L229 169V170H227L226 168H227ZM229 167V168H230ZM238 167V166H237ZM237 167H235V168H237ZM3 167H1V169H2ZM15 168H18V166L17 167H15ZM18 168V169H19ZM36 168V167H35ZM49 168V169H48ZM151 168V167H150ZM157 168V167H156ZM169 168V167H168ZM182 168V167H181ZM202 168V167H201ZM218 168V167H217ZM256 168V167H255ZM0 169V171L2 172V170ZM52 169V168H51ZM57 169V168H56ZM64 169H61L62 171L64 170ZM159 169V168H158ZM167 169V168H166ZM170 169H172V168H170ZM179 169V168H178ZM4 170V169H3ZM9 170H11V168H9ZM8 170V171H9ZM12 170L13 171H15L13 168H12ZM19 170V172L18 173H20L21 171ZM44 170V171H43ZM84 170V171H83ZM146 170V169H145ZM144 170V171H145ZM162 170H163V167H162ZM161 169H160V171H162ZM168 170V172H169V169H167ZM166 170V171H167ZM184 170H186V169H184ZM184 170H182V171H184ZM187 170H188V168H187ZM208 170H209V168H208ZM250 170V169H249ZM262 170V169H261ZM261 170H259V171H261ZM18 171V170H17ZM17 171H15V173L17 172ZM77 171V172H76ZM152 171V170H151ZM158 171V170H157ZM173 171V170H172ZM199 171V172H198ZM240 171V172H241ZM251 171H252V169H251ZM253 171H254V169H253ZM263 171V170H262ZM7 172V171H6ZM11 172V171H10ZM50 172V173H49ZM57 173V175H56V173ZM63 173L64 175H63V177H61L62 176V174H58V173ZM69 172H70V169H69ZM168 172H166V173H168ZM171 172V171H170ZM219 172V171H218ZM232 172V173H233ZM243 172V173H244ZM250 172V171H249ZM17 173V174H18ZM21 173H23V172H21ZM71 173V172H70ZM151 173V172H150ZM155 173H157V175H153L154 176V181L156 180V182H157V179L162 175H160L158 172H156L155 171ZM154 173V174H155ZM163 173V172H162ZM171 173H173V174H175V172H171ZM176 173H178V171L176 172ZM179 173H181V172H179ZM184 173V172H183ZM182 173V174H183ZM185 173H187V171L185 172ZM219 173V174H220ZM242 173V172H241ZM252 173V172H251ZM256 173V172H255ZM6 174H9V173H6ZM73 174V173H72ZM71 174V175H72ZM83 174V175H82ZM152 174H153V171H152ZM152 174H150V175H152ZM168 174H170V173H168ZM168 174L166 175H164L165 177L166 176H168ZM173 174H172V176L171 175H169V181L168 182H170V181H176V180H173L174 179V177L176 176V175H179V174H176L174 177H173ZM182 174H180L181 176H182ZM222 174H220V176L222 175ZM231 174V173H230ZM230 174H229V176H230ZM245 174H243V175H245ZM259 174V172H257V174H255V175H257L256 177H257V181L259 180L258 179V177H263V175H258ZM263 174V173H262ZM56 175V176H55ZM158 175H160V176H158ZM188 176V177H186L185 179H187L186 180V182H191V177L188 175V174H184V176ZM207 175V176H206ZM14 176V175H13ZM54 177V178H52V177ZM57 176H60L61 178H59V177H57ZM73 176V175H72ZM134 176V177H133ZM153 176H152V178H153ZM157 176H158V178H157ZM171 176V177H170ZM181 176H179V177H181ZM183 176V177H184ZM231 176H234L233 174L231 175ZM4 177V176H3ZM38 177V178H37ZM55 177H57V179H55ZM165 177H164V179H165ZM172 177H173V179H172ZM190 177V178H189ZM217 177H219V175H217ZM261 177H260V180H259V186L261 185V184H263L264 183V181L261 183L260 181H261ZM17 178V177H16ZM15 178V179H16ZM70 178V179H69ZM142 178V177H141ZM149 178V177H148ZM151 178V177H150ZM156 178V179H155ZM190 180H189V179ZM220 178H222V176L220 177ZM226 178H229V177H226ZM244 178V179H243ZM18 179V178H17ZM16 179V180H17ZM20 179V178H19ZM17 180V181H20L21 183H22V185L26 182V181H24L23 182V180L22 179H20V180ZM74 179V178H73ZM166 179H168V178H166ZM172 179V180H171ZM179 179H181V178H178V180L177 181H179ZM184 179V178H183ZM220 180L219 182H217V184H215V180ZM224 179H225V177H224ZM223 179V180H224ZM252 179V178H251ZM13 180H14V178H13ZM16 180L14 181V183H13V185L11 184V186H17L18 187V185L17 184H15V182H16ZM22 180V181H21ZM63 180H65V179H63ZM135 180H137V179H135ZM148 180V179H147ZM146 180V181H147ZM153 180H151L150 182L152 183L153 182ZM182 180V179H181ZM180 180V181H181ZM201 180L204 182H201ZM255 180V179H254ZM262 180H264V178H262ZM9 181V180H8ZM62 182V185H61V183L60 182ZM176 181V182H177ZM184 181V180H183ZM183 181H181V182H183ZM209 181V182H208ZM250 181V180H249ZM246 182V184L247 183H252V181H250V182ZM143 182V181H142ZM145 182V181H144ZM149 182V183H150ZM167 182V180L166 181H164L163 180V182H161V183H165V184H167L168 183ZM180 182V183H181ZM224 183L226 182V181H223ZM133 183H134V185H133ZM149 183L148 184H146V182H145V184L143 185V184H141V185H143V187L146 185V187L145 188H142V190H144V189H146L147 188V185L148 186H150L149 185ZM158 183V182H157ZM184 183V182H183ZM183 183H182V185H183ZM192 183V182H191ZM191 183H189V185L191 186ZM193 183H195V182H193ZM192 183V184H193ZM224 183L222 184V182H221V184L222 185H224ZM261 183V184H260ZM5 184H6V182H5ZM67 184V183H66ZM156 184V183H155ZM171 184L172 183H168V185H169V187L171 186ZM174 184H176V183H174ZM177 184H178V182H177ZM176 184V185H177ZM21 185V186H22ZM138 185V186H137ZM188 185V186H189ZM253 185V184H252ZM10 186V187H11ZM63 186V188H61ZM160 186H161V184H160ZM162 186H164L163 187V189H166V186L167 185H162ZM161 186V187H162ZM179 186H180V184H179ZM184 186V185H183ZM192 186H194V185H192ZM196 186H194V187H196ZM244 186H245V188H244ZM251 186V185H250ZM264 185H262V187H263ZM17 187H12V188H14V190H17ZM130 188L131 190L133 189V188ZM151 187H153V186H151ZM160 187V188H161ZM171 187H173V184H172V186ZM175 187V186H174ZM182 187V186H181ZM187 187V186H186ZM249 187V186H248ZM255 187V186H254ZM20 188V187H19ZM136 188H134V189H136ZM141 188V187H140ZM148 188H150V187H148ZM158 188H159V186H158ZM157 188V189H158ZM176 188H178V187H176ZM184 188V187H183ZM183 188H181V189H183ZM250 188V187H249ZM10 189V188H9ZM24 189H26V187H24ZM63 189H66V190H63ZM72 189V190H71ZM105 189H106V191L107 190H110L108 193H110L111 192V190H112V192L110 193V194H107V192H106V195L104 194L103 195V193H105V192H103V191H105ZM153 189V188H152ZM162 189V190H163ZM168 189L169 190H171V188H168L167 187V193L166 192H164L165 194H171V193H168ZM173 189V188H172ZM180 189V187H179V189L178 190H181ZM186 189V188H185ZM260 189V188H259ZM258 189V190H259ZM262 189V188H261ZM263 189H264V187H263ZM262 189V191L264 192V190ZM11 190V189H10ZM13 190V189H12ZM103 190V191H102ZM131 190H129V191H131ZM137 190V189H136ZM141 189H139V191H141L142 193H144V192H146V191H142ZM150 190V189H149ZM222 190V192L220 193V191ZM23 191V190H22ZM133 191V190H132ZM153 191V190H152ZM160 191H161V189H160ZM172 191H175V188H174V190H171V192ZM247 191V190H246ZM10 192V191H9ZM15 192V191H14ZM121 192V193H122ZM134 192H136L135 190L133 191V193ZM140 192V193H141ZM170 192V191H169ZM175 192H177V193H172V195L174 194H176V195H179V194H181V193H183V195L185 194L184 192H185V190L183 191V192H179V194H178V191H175ZM260 192V191H259ZM259 192H255V193H259ZM263 192H261V193H263ZM21 193H23V192H21ZM127 193H129L128 195L130 196V193L131 192H127ZM127 193H124V194H126L127 195ZM138 194H139V192H137ZM160 193V192H159ZM162 193V192H161ZM245 193H247V192H245ZM251 193V192H250ZM260 193V195L262 196H260L262 199L261 200H263L264 199V196L262 195ZM10 194H13V191H12V193L10 192ZM134 194H136V193H134ZM149 194V193H148ZM158 194V193H157ZM223 194V193H222ZM108 195H110L109 197H108ZM122 195H123V193H122ZM137 195V194H136ZM136 195H133V196H136ZM139 195H141V194H139ZM138 195V196H139ZM154 195V194H153ZM159 195H161V194H159ZM174 195H173V198H174ZM175 195V196H176ZM182 195V194H181ZM181 195H179V197H181ZM182 195V196H183ZM195 195V196H194ZM219 195H221V196H219ZM252 195H254V194H252ZM11 196V195H10ZM21 196V195H20ZM39 196V197H38ZM105 196V197H104ZM107 196V197H106ZM133 196H131V197H133ZM138 196H136L137 198H138ZM167 196H169V195H167ZM194 197L195 199L193 200L192 199V202H191V197ZM249 196V195H248ZM255 196V195H254ZM12 197V196H11ZM23 197V196H21V198H22V200H24V199H27L28 197ZM71 197V198H70ZM113 197V196H112ZM115 197V196H114ZM113 197V198H114ZM135 197V198H136ZM161 197V196H160ZM165 198H166V196H164ZM177 197L178 196H176L175 198H176V200H178L179 199V197H178V199H177ZM185 196H183V197H181V198H184ZM192 197V198H193ZM200 197V196H199ZM219 197V198H218ZM257 197V196H256ZM5 198H7V197H5ZM10 198V197H9ZM13 198H14V200H13ZM24 198V199H23ZM37 198H35V199H33V198H30V199H32V200H30V199H28V201H26V200H24V201H21V200H19L18 198V201L20 202H17L16 200L17 199H15V197H12L11 199H8V200H6V202H5V205L3 204V206H4V208H2L3 209V211L5 210V212H15V211H19V213H20V210L21 209H29V211L30 210H32L33 211V214L32 215H36V212H38L37 210L38 209H42L41 207H43V210L45 209L46 210V208L48 207V206H46L45 204L44 205H42V206H40V208H38L39 206L37 205V203H35L34 202V200H36ZM113 198H111V199H113ZM130 198V197H129ZM126 199V202L128 201V200H130V202L131 203H133L134 201H132L131 199H133V198H130V199ZM154 198H155V195H154ZM158 198V197H157ZM170 198V197H169ZM172 198V197H171ZM180 198V199H181ZM202 198V196L199 198L200 200H202L201 202L202 203H204L205 202V198H203L204 199V202H203V199H201ZM208 198H207V200H208ZM241 198H243L242 199V201H240L239 199H241ZM258 199H259V197H257ZM50 199H52V202H50ZM73 201H72V200ZM153 199V198H152ZM159 199V198H158ZM161 199H163V197H161ZM160 199V200H161ZM167 199H168V197H167ZM234 199V200H233ZM249 199V198H248ZM257 199V200H258ZM70 200V201H69ZM83 200H84V202L86 203V205H85V203L83 202ZM117 200V199H116ZM125 200V199H124ZM124 200L122 201V203H124ZM135 200V199H134ZM138 200V199H137ZM185 200V199H184ZM196 200V201H195ZM229 200H231V201H229ZM233 200V201H232ZM247 200V199H246ZM252 200H253V198H252ZM256 200V199H255ZM9 203H8V202ZM27 202V203H22V205H21V202ZM110 201H113V200H108V202H110ZM153 201L155 202V204L157 203V201H155V199H153ZM164 201V200H163ZM163 201H161V203L163 202ZM167 201V200H166ZM169 201V200H168ZM167 201V202H168ZM173 201V200H172ZM222 201V202H221ZM224 201V202H223ZM250 201V200H249ZM248 201V202H249ZM73 202H75V203H73ZM81 202H83V203H81ZM107 202V203H108ZM135 202H136V200H135ZM158 202H160V201H158ZM165 202V201H164ZM163 202V203H164ZM186 203V204H188V205H186V207L184 206V204L183 203ZM191 202V203H190ZM210 201L208 200L206 203H208L209 205H211L212 203H213V200L209 203ZM228 202H230V203H228ZM259 202V201H258ZM3 203H4V201H3ZM46 203H47V201H46ZM67 203H70V204H67ZM111 203H113V202H111ZM130 203V204H131ZM160 203V204H161ZM162 203V204H163ZM182 203V204H181ZM197 203H199V205L197 204ZM197 203H196V205H197V207H199V206H201L200 205V201L198 200L197 201ZM201 203V204H202ZM124 204H127L128 205V203H124ZM130 204L128 205V206H130ZM135 204V203H134ZM148 204V203H147ZM170 204V203H169ZM169 204H167V205H169ZM172 204V203H171ZM175 203H173V205H174ZM253 204H254V201H253ZM24 205V206H23ZM34 205H37L38 207V209H34L35 210V213H34V210L32 209V207L34 206ZM71 206L69 209H67L69 206ZM93 205V206H94ZM99 205V206H98ZM102 205H101V207H102ZM111 205V204H110ZM127 205H125L126 207H128ZM132 205V204H131ZM151 205V204H150ZM157 205H159L158 203H157ZM156 205V206H157ZM164 205V204H163ZM162 205V206H163ZM166 205V206H167ZM181 205H183L184 206V208H186V209H181L182 207H181ZM192 205H194V204H192ZM203 205H205L206 206V204L204 203ZM209 205H208V207H207V209H206V207L205 206H202V207H204V209L207 211L208 209H209ZM225 205V204H224ZM234 206L235 208L234 209H236V208H239V207H237V206ZM242 205V204H241ZM245 205V204H244ZM255 205H256V203H255ZM84 206H86V207H84ZM92 206V207H93ZM160 206V205H159ZM187 206H189V207H187ZM214 203L212 204V207L210 206V210L212 211L213 209H215L214 207ZM226 205L224 206V208L225 207H227ZM257 206V205H256ZM67 207V208H66ZM82 206H80V208H81ZM95 207L93 208V211H95L96 209H95ZM122 206H120L119 207V209L118 210H120V208H121ZM126 207H124L123 206V208L121 209V210H123L124 208H126ZM168 207V206H167ZM167 207H165V208H167ZM197 207H195V208H197ZM201 207V208H202ZM252 207H254V205H252ZM259 207H261V206H259ZM91 208V209H90ZM102 208H104V207H102ZM102 208H100V210H103ZM115 208V207H114ZM135 208H136V206H135ZM134 208V209H135ZM157 208H159L160 209V207H158L157 206ZM169 208V207H168ZM192 209V211L194 210H197V209ZM200 208V210L198 209L197 210V213H196V217H194V219L193 220H196L197 221V219L199 220V222L201 223L202 222V224H203V222H204V225H202V227L203 226H207V228H206V226L203 228V229H208L207 231H210V230H212L213 231V233H211V235H210V232L208 233L209 235H210V237H211V239H212V234H215V236L217 235V233H219V234H221L222 232L220 231V230H222V231H225L223 234L224 235H227V237L228 238H230L231 240L235 237V236H232V238L231 237H229V235H231L230 233H228L230 230H232L233 231V229H234V234L233 235H236V233H237V230H239L238 229V227L240 226V224H239V226L237 225V222H235L234 220H235V218L234 219H232L231 220V224H230V226L231 225H233V226H231V227H233L232 229L230 228V229H226V230H229V231H226L225 230V228H227V225H226V223L228 224V221H224L225 222V225L224 226H221L222 224H224V222L223 223H220L222 220H229L228 219V217H225L224 219H222L221 217H219V216H221V214H220V211H222V209H220L219 207L217 208V209H219L220 211L218 212V215H217V213H215L216 215L214 216V217H216V216H218V219L216 218V220H219L218 221V223L213 219V215H214V212H216V210H213L212 211V213L209 215V217L211 218V216H212V220H210L211 222H205V221H207V219H209L208 218V216H207V214H204V216L202 215V217L203 218H201V215H199V214H202V213H200V211L202 210H204V209H201ZM223 208V211L224 210H226V209H224ZM228 208V207H227ZM228 208V210H230ZM231 208H233V206L231 207ZM245 208V207H244ZM246 208H247V206H246ZM264 208V206L262 207V209ZM66 209V210H65ZM70 209V210H71ZM88 209H90V210H88ZM128 209V208H127ZM137 209V208H136ZM164 209V208H163ZM162 208H161V210H163ZM240 209V208H239ZM260 209V208H259ZM258 209V210H259ZM64 210V211H63ZM124 210H126V209H124ZM123 210V211H124ZM143 210V209H142ZM157 210V209H156ZM204 210V211H205ZM210 210H209V212H210ZM238 210V209H237ZM237 210H234V211H237ZM242 210V207H241V209H240V211ZM251 211H252V209H250ZM257 210V209H256ZM24 211V210H23ZM27 211V210H26ZM26 211H24V213L26 212ZM31 211V212H32ZM83 211H85V212H83ZM89 211H91L90 212V214H88V212ZM127 211V210H126ZM133 211V210H132ZM137 211V210H136ZM203 211V212H204ZM206 211H205V213H206ZM227 211V210H226ZM232 211H233V209H232ZM233 211V212H234ZM239 211V210H238ZM237 211V212H238ZM249 212V214H251L249 217H251L253 214H252V212L255 214V215H253V217H251L249 220H248V218L249 217H243V215H241V217H239L240 219L242 218H244L243 219V223L244 222H246L245 223V226L249 223V222H253L252 220H254L255 219V223H256V221H257V223H258V221L259 220H261L260 218L257 220L256 219V217L258 218V217H261V216H263V214H264V211L262 210L261 212L263 213H259V211H256V213H257V215H259V216H257L256 215V213H255V211H252V212ZM0 212H2L1 211V208H0ZM22 212V211H21ZM28 212V211H27ZM25 213V214H28L29 215V212L28 213ZM45 212V211H44ZM64 214H63V213ZM75 212H76V210H75ZM97 212H99L100 213V211H97ZM96 212V213H97ZM125 212V211H124ZM131 212V211H130ZM134 212V211H133ZM157 212H158V210H157ZM161 212V211H160ZM159 212V213H160ZM208 212V211H207ZM229 211H227V212H225V214L226 213H228ZM230 212H231V210H230ZM244 212V211H243ZM4 213V212H3ZM17 213V212H16ZM23 213V212H22ZM62 213V215H59V214H61ZM96 213H94V214H96ZM120 213V212H119ZM119 213H118V215H119ZM122 213V212H121ZM222 213V212H221ZM245 213V212H244ZM259 213V214H258ZM10 214V213H9ZM21 214V213H20ZM20 214H18V216L20 215ZM25 214H21V216L22 215H25ZM38 214V213H37ZM50 214V215H49ZM75 214H77V213H75ZM81 214H80V217H81ZM94 214H92V218L94 217V216H96V215H98V214H96V215H94ZM132 214V213H131ZM158 214V213H157ZM220 214V215H219ZM232 214V213H231ZM240 214V213H239ZM248 213H246V215H247ZM262 214V215H261ZM32 215H31V217H32ZM51 215H52V217H51ZM117 215V216H118ZM142 215V214H141ZM145 215V214H144ZM159 215V214H158ZM162 215H161V217H162ZM205 215H206V218L207 219H205V220H203L204 218H205ZM224 215V214H223ZM246 215H244V216H246ZM261 215V216H260ZM21 216H19V217H21ZM27 216V215H26ZM84 216H83V218H84ZM120 216H122L121 214H120ZM197 216H199L198 218H197ZM226 216H228V215H226ZM237 216H240V215H238L237 214ZM12 217V216H11ZM35 217V216H34ZM78 217V216H77ZM76 217V218H77ZM88 217V218H89ZM111 218H112V216H110ZM129 217H130V213H129ZM141 217V216H140ZM140 217H139V220H140ZM185 217V218H184ZM234 217H236V216H234ZM13 218V217H12ZM24 219H25V217H23ZM23 218L21 217L20 219H18V220H16L17 222L20 220V223H21V219L23 220ZM53 218V219H52ZM58 218V217H57ZM79 218V217H78ZM82 218V217H81ZM80 218V219H81ZM82 218V219H83ZM84 218V220H82L81 222H84L85 224H86V226L88 225L87 223L89 222V224H90V222H91V219H88V220H86ZM132 218V217H131ZM130 218V219H131ZM135 218V217H134ZM133 218V219H134ZM147 218H150V217H147ZM147 218H145V219H147ZM152 218V219H153ZM170 218V219H169ZM185 219V220H183V219ZM187 218H189V220H187ZM197 218V219H196ZM199 218H201L202 219V221H201V219H199ZM220 218V219H219ZM237 218V217H236ZM239 218H237V219H239ZM80 219H78V220H80ZM129 219V220H130ZM181 219V222H180V224H179V220ZM222 219V220H221ZM241 219V220H242ZM246 219V220H245ZM252 219V220H251ZM263 219V218H262ZM9 220V219H8ZM75 220H77V219H75ZM90 220V221H89ZM109 220V219H108ZM108 220H103V221H105V223L107 224V222H108ZM138 220V221H139ZM144 220V219H143ZM148 220V219H147ZM151 220V219H150ZM158 220H161L159 217H158ZM187 220V221H186ZM192 220V219H191ZM221 220V221H220ZM241 220H239L240 222H241ZM93 221V220H92ZM107 221V222H106ZM145 221V220H144ZM153 220H151V222H152ZM212 221H214V222H216L217 223V225L220 227L219 228V232H218V229L216 230L215 228L217 227L216 226V223H215V227L214 228H211V227H213V225H214V223L212 224ZM238 221V220H237ZM247 221H249V222H247ZM262 222L264 221V220H261ZM4 222H8V221H4ZM3 222V224H5ZM42 222H44L43 223V225L45 226V221H43V220H41L39 223H41L42 224ZM73 223H74V221H72ZM79 223H80V221H78ZM77 222V223H78ZM87 222V223H86ZM93 222H95V220L93 221ZM109 222H111V221H109ZM109 222H108V224H109ZM145 222H147V221H145ZM177 222V224H176V226L178 227L179 225L181 226V228H179L178 227V229H177V227L176 226H174L175 225V223ZM232 222H234L233 224H232ZM239 222V223H240ZM113 223V222H112ZM111 223V224H112ZM114 223H116V221H114ZM125 223V222H124ZM133 223V222H132ZM137 223V222H136ZM135 223V224H136ZM196 223V222H195ZM194 223V224H195ZM208 223H210L209 224V226H208ZM229 223H230V220H229ZM243 223H241V226L240 227H245V226H242V224ZM70 223H68V225H69ZM84 224V225H85ZM105 224V225H106ZM134 224V223H133ZM133 224H132V226H133ZM144 224V223H143ZM179 224V225H178ZM199 224V223H198ZM259 224V223H258ZM261 224V223H260ZM260 224L258 225V227L260 226ZM263 224H264V222H263ZM7 225H8V223H7ZM41 226V228L42 227H44V226ZM48 225V224H47ZM95 225V224H94ZM114 225V224H113ZM123 225V224H122ZM201 225V224H200ZM235 225H237V227L235 226ZM244 225V224H243ZM6 226V225H5ZM36 226H38V225H36ZM96 226V225H95ZM95 226H93V227H95ZM118 226H120V224L118 225ZM123 226H125V225H123ZM131 226V224H130V227H132ZM134 226H136V225H134ZM138 226V225H137ZM142 226H145V225H142ZM141 226V227H142ZM234 226H235V228H237V230H235V228H234ZM47 227V226H46ZM92 227V226H91ZM103 227H105V226H103ZM108 227V226H107ZM107 227H105V228H107ZM111 228H112V226H110ZM125 227H127V226H125ZM139 227V226H138ZM176 227V228H175ZM195 227V226H194ZM255 227H256V225H255ZM257 227V228H258ZM261 227V226H260ZM260 227H259V229H260ZM262 227H264L263 225H262ZM261 227V228H262ZM35 228H37V227H35ZM38 228H40L39 226H38ZM37 228V229H38ZM40 228V229H41ZM45 228V227H44ZM48 228H50V227H48ZM47 228V229H48ZM51 228H52V226H51ZM110 228V229H111ZM128 228V227H127ZM135 228V227H134ZM137 228V227H136ZM175 228V229H174ZM185 228V229H184ZM199 228H200V226H199ZM211 228V229H210ZM228 228H229V226H228ZM54 229V228H53ZM96 229H98L97 228V226H96ZM99 229H101V228H99ZM104 229V228H103ZM117 229V228H116ZM132 229V228H131ZM141 230V228H138L137 230ZM147 229V228H146ZM189 231H188V230ZM247 229V228H246ZM251 229V228H250ZM249 229V230H250ZM255 230H257L256 228H254ZM263 229V228H262ZM261 229V230H262ZM49 230V229H48ZM91 230V229H90ZM105 230V229H104ZM108 230H109V228H108ZM127 230H129V229H126L125 230V228H124V232H122V233H125V231H127ZM185 230H187V231H185ZM192 230H194V229H192ZM199 230V229H198ZM249 230L247 229V233L246 234H244L245 236L243 237L244 239H245V237L248 239V237L250 236L248 233H250L249 232ZM252 231H254L253 229H251ZM250 230V231H251ZM51 231V230H50ZM92 231V230H91ZM96 231V230H95ZM94 231V232H95ZM121 231H123V230H121ZM129 231H133V230H129ZM134 231H136L135 229H134ZM176 231L178 232V235H177V233H176ZM196 231V230H195ZM217 231V232H216ZM235 231H236V233H235ZM246 231V230H245ZM260 231V230H259ZM263 231V230H262ZM36 232V231H35ZM40 232V231H39ZM48 232V231H47ZM100 232V231H99ZM103 232V231H102ZM144 232V231H143ZM145 232H147L146 230H145ZM158 232H160V234H158ZM198 232V231H197ZM206 232V231H205ZM227 232V233H226ZM231 232V231H230ZM257 232V231H256ZM92 233V232H91ZM129 233V232H128ZM132 233V232H131ZM136 233H139L138 231L136 232ZM148 233V232H147ZM203 233V232H202ZM207 233V232H206ZM226 233V234H225ZM262 233V232H261ZM264 233V232H263ZM35 234H37V232L35 233ZM46 234V233H45ZM63 234H65V233H63ZM62 234V235H63ZM89 234V233H88ZM94 234V233H93ZM103 234V233H102ZM105 234V233H104ZM184 235L185 236V238L187 239H185V238H183V236L182 235ZM200 234V233H199ZM204 234V233H203ZM219 234L217 235V236H219ZM223 234H221V236H222V238L224 237L223 236ZM251 234V237H249V239L251 238L252 239V235H254V232L252 233H250ZM260 234V233H259ZM62 235H61V237H62ZM123 235H126V233L125 234H123ZM128 235V234H127ZM131 235V234H130ZM138 234H136V237H138L137 236ZM148 235V236H147ZM158 235L159 236H161V237H158ZM177 235V236H176ZM243 235V234H242ZM256 235H258V234H256ZM263 235V234H262ZM31 236H33V233H32V235ZM31 236H29V237H31ZM35 236V235H34ZM51 236V235H50ZM53 236V235H52ZM73 236V235H72ZM90 236V235H89ZM88 236V237H89ZM96 236H97V234H96ZM100 236V235H99ZM158 238H157V237ZM182 236V237H181ZM201 236V235H200ZM203 236V235H202ZM214 235H213V238L215 237ZM216 236V237H217ZM238 236V235H237ZM260 236V235H259ZM29 237H26V238H28V239H32V237L31 238H29ZM56 237V236H55ZM64 238H65V236H63ZM83 237V236H82ZM119 237H122L121 236V234L119 235ZM124 237V236H123ZM133 237H135V236H133ZM174 237H176V239L174 240L173 238ZM177 237H181L180 239V241L182 242L183 240H186V241H183L184 243H180L179 242V240L177 239ZM188 237V236H187ZM194 237V236H193ZM198 237V236H197ZM208 237V235L204 238V236H203V239L202 238H200L199 240H202L203 241V245H204V243L207 241V238ZM209 237V238H210ZM215 237V238H216ZM220 237V236H219ZM226 237V236H225ZM255 237V236H254ZM254 237H253V239H254ZM263 237V236H262ZM34 238V237H33ZM38 238V237H37ZM54 237H52V239H53ZM89 238H91V237H89ZM99 238V237H98ZM118 238V237H117ZM141 238V239H140ZM196 238V237H195ZM215 238H214V240H215ZM221 238V237H220ZM221 238V239H222ZM227 238V239H228ZM16 240H17V238H15ZM14 239V240H15ZM19 239V238H18ZM48 239H50V238H48ZM63 239V238H62ZM84 239V238H83ZM88 239V238H87ZM92 239V238H91ZM101 239V238H100ZM104 239V238H103ZM115 239V238H114ZM122 239V238H121ZM124 239V238H123ZM122 239V240H123ZM126 243L128 242V238L126 237ZM160 239V240H159ZM210 239V240H211ZM217 240H215L216 242L218 241V237L216 238ZM220 239V240H221ZM226 238H224L223 239V241L225 242V240H227ZM235 239V238H234ZM233 239V242L235 243V241L237 242V240L238 239H235L234 240ZM244 239H242V236H241V239L239 238V240H244ZM244 240V242L245 241H248V240ZM250 239V240H251ZM257 239V241H258V239H261V236L260 237H255V239H254V241ZM16 240H15V242H16ZM20 240H22L21 238L19 239V241ZM65 240V239H64ZM118 241H119V238L117 239ZM125 240V239H124ZM161 240V241H162ZM169 240V241H168ZM170 240H174L175 242L174 243H170ZM178 240V241H177ZM206 240V241H205ZM209 239H208V241H210ZM213 240V239H212ZM211 240V242H214V241H212ZM27 241H29V240H27ZM36 241L38 242V239H36ZM121 241V240H120ZM160 241V242H161ZM196 241V240H195ZM201 241V242H202ZM205 241V242H204ZM207 241V243H205L206 244V246L207 247H209L208 249H213V248H210V247H212V246H210L209 245V243L210 242H208ZM20 242H22V241H20ZM25 242H26V240H25ZM31 242V241H30ZM33 242V241H32ZM40 242V241H39ZM85 242V241H84ZM98 242V241H97ZM115 242H117V241H115ZM123 242V241H122ZM172 242V241H171ZM197 242V241H196ZM197 243L196 244V246L199 244L200 246V248H202L201 250H200V248H198V249H195L196 247L195 246H193V247H195V248H193V249H191V247H192V245H188L189 247H190V250L188 249L189 247L187 246V248L185 249V250H189V251H184V252H191L192 250H198V251H195V254L194 253H192L191 252V255H192V257L193 258H191V255L189 256L188 255V257H187V253H180V254H182V256H180V254L179 253H177L176 254V252L177 251H179L180 252V248L179 249H177V250H173V249H170L171 250V252L170 253H172V251L174 252L172 255H168L167 254V252H164V253H166V256L164 255V256H162V257H165V259L164 258H162V257H159V255H162V254H160V253H162V251H165V249L162 247V245H160V244H164L163 242H161L160 244H159V247H158V251L160 252H158L157 251V253H159V254H156L155 256L157 257V259H158V262H156V260L153 262V264L154 263H156V264H162V263H160V262H163L164 263V261H161L162 259H164L165 260V262H168V261H166V259L168 258L167 256H169V258L167 259V260H169L170 259V264H171V261H172V259H174L175 260V258H174V254H176L175 256H176V259H177V257H178V259L179 260H182L180 257H185L184 255H186V257L187 258H189L190 259V261L189 262H192V263H190V264H197L196 263V261H198V260H200V262L198 261V263L200 264H202V263H204L205 262V264H206V262L208 261V259H206L205 261H203L202 262V259H200V256H202L203 254H205V253H203L204 251L206 252V249L205 250H203V247H202V243ZM224 242H222V241H219L218 242V245H219V243L221 244H225ZM232 242V243H233ZM240 242H242V241H240ZM238 243V244H240V245H238V244H234V246L237 248L238 246L240 247V249L238 250V252H239V254H237L238 252L236 251V248L235 249H232L233 248V246L232 245H229L230 247H228V248H230L229 249V253H228V257H230V256H235V255H232V254H237L236 255V260L237 261H239L240 263L241 262H243L245 259H247V258H245V256L244 255H246V256H249L251 259H252V257L254 258V256L253 255H255V251H254V254L252 253L253 252V250H249V252H248V249H249V244H250V242H248V247H246L245 248V246L244 245H246L247 246V242H245V243H243L242 242V245L243 246H241V243ZM253 242V240H251V243ZM256 242V241H255ZM17 243H19L18 241H17ZM16 243V244H17ZM41 243V242H40ZM44 243H45V241H44ZM58 243V242H57ZM63 243V242H62ZM65 243V242H64ZM63 243V244H64ZM118 243V242H117ZM116 243V244H117ZM119 243H121V242H119ZM132 243H129V244H132ZM136 243V242H135ZM181 245H180V244ZM194 243V242H193ZM259 243H261V241L259 240ZM14 244V243H13ZM12 244V245H13ZM26 244H27V242H26ZM26 244H25V247H26ZM30 244V243H29ZM36 244V245H35ZM35 244H33L34 246H32V247H35V246H37V243L35 242ZM41 244H43V243H41ZM50 244V243H49ZM66 244V243H65ZM64 244V245H65ZM125 244V243H124ZM128 244V243H127ZM126 244V245H127ZM129 244L127 245L128 246V248L125 246L124 247V253H125V248L126 249H129ZM169 244V248L167 247V245ZM173 245L172 247H170V245ZM185 244V245H184ZM195 244V243H194ZM210 244H213V243H210ZM216 243H214L213 245V247H215V246H218L217 244L215 245ZM230 244V243H229ZM257 244V242L254 244V242L252 243V244H250V245H253L255 248H256V245ZM8 245V244H7ZM28 245V244H27ZM45 245V244H44ZM51 245V244H50ZM58 245V244H57ZM115 245V244H114ZM118 245V244H117ZM133 245V246H134ZM179 245V246H178ZM238 245V246H237ZM259 246H261V245H263V242H262V244H258ZM10 246H11V244L9 245V248H10ZM113 246V245H112ZM220 246V245H219ZM227 246V245H226ZM225 246V247H226ZM231 246H232V248H231ZM2 247V252H3V250L5 249L6 251H7V248H4L3 249V246H1ZM8 247V246H7ZM24 247V246H23ZM55 247V246H54ZM66 247V246H65ZM114 247V246H113ZM113 247H112V249L111 250H113ZM121 247H123V246H121ZM120 247V248H121ZM131 247H132V245H131ZM163 248L164 250H161V249H159V248ZM224 247V246H223ZM242 247H244V248H242ZM262 247L264 248V245L263 246H261V249H262ZM14 247H12L11 249L14 251V249H13ZM21 248V247H20ZM19 248V249H20ZM31 248V247H30ZM39 248V247H38ZM41 248H43V247H40V249ZM68 248V247H67ZM133 248H130L129 249V251H132V249ZM156 248V249H155ZM168 248V249H167ZM204 248H205V246H204ZM227 248V249H228ZM260 248V247H259ZM19 249H17V251L19 250ZM27 249H29L28 247H27ZM35 249V248H34ZM115 249V248H114ZM207 249V251L208 252H206V254L208 253L209 255H211L210 253H209V250ZM226 249V250H227ZM242 249H246L247 251H244V252H246V253H242L243 252V250ZM254 249V248H253ZM258 249V248H257ZM4 250V251H5ZM9 250V249H8ZM25 250H26V248H25ZM33 250V249H32ZM36 250V249H35ZM115 250H117V249H115ZM120 250H123V248H121ZM152 250L153 251H155V252H152ZM161 250V251H160ZM170 250H168V251H170ZM202 250H203V252H202ZM215 250V249H214ZM230 250H232V253H231V251ZM234 250L237 252H234ZM241 250V251H240ZM260 250V249H259ZM0 251V252H1ZM12 251V252H13ZM22 251V250H21ZM31 251V250H30ZM29 251V252H30ZM44 251H45V249H43V253H44ZM109 251V250H108ZM114 251V250H113ZM118 251V250H117ZM129 251H126L127 252V254L128 255H130V253H129ZM199 251H201V252H199ZM213 251V250H212ZM218 251V250H217ZM216 250L214 251V253L215 252H217ZM224 251H225V249H224ZM228 251V250H227ZM263 251H264V249H263ZM262 250H261V252H263ZM1 252V253H2ZM11 252V253H12ZM15 252H16V250H15ZM26 252V251H25ZM32 252V251H31ZM37 252H39L40 253V251L38 250V251H36V253ZM116 252V251H115ZM114 252V253H115ZM120 251H118V252H116L117 254L119 253ZM122 252V251H121ZM151 252H152V254H151ZM194 252V251H193ZM201 253V255L198 257L197 256V254H199V253ZM210 252H211V250H210ZM223 252V251H222ZM234 252V253H233ZM243 254V256H242V258H240L241 257V253ZM251 252V253H250ZM6 253V252H5ZM14 253V252H13ZM38 253V254H39ZM42 253V254H43ZM102 253V252H101ZM230 253H231V255H230ZM24 254V253H23ZM38 254H36V255H38ZM41 254V253H40ZM39 254V255H40ZM55 254H57V253H55ZM116 254V255H117ZM179 254V255H178ZM184 254V255H183ZM193 254H194V256L196 255L197 257H196V259H194V256H193ZM216 254V253H215ZM221 254V252L218 254H216L217 256H219ZM225 254H227V253H225ZM241 254V255H240ZM248 254V255H247ZM250 254H251V256H250ZM0 255H2V254H0ZM44 255V254H43ZM59 255V254H58ZM118 255H121V253L120 254H118ZM150 255L151 256H153V257H151L150 258ZM212 255H213V258H214V256H215V260H217V262H219V258L216 256V255H214L213 254V252H212ZM230 255V256H229ZM260 255V254H259ZM52 256V255H51ZM55 256V255H54ZM171 256H173V257H171ZM180 256V257H179ZM225 257L226 255H224V253H222V255L221 256H219L220 257V259L222 260V258L223 257ZM258 255H256V257H257ZM48 257H50V256H48ZM111 257H112V255H111ZM114 257V256H113ZM118 257V256H117ZM167 257V258H166ZM172 259H171V258ZM186 257H185V259H186ZM203 257V256H202ZM201 257V258H202ZM212 257V256H211ZM211 257H209V261H211V262H209V263H207V264H215L214 262H215V260L213 259V258H211ZM226 258V260H228V259H231L230 260V263H229V261L227 262L224 258H223V260L222 261H220L219 262V264L220 263H225V264H231L232 262H233V260H232V258L233 257H230V258ZM260 257H262V256H260ZM264 257V256H263ZM56 258V257H55ZM114 258H116V257H114ZM131 260V263H130V261H128L129 259ZM132 258V259H131ZM137 258H139V262H137ZM153 258V259H152ZM155 258V259H154ZM161 258V260H159ZM199 258V259H198ZM212 260H211V259ZM235 258V257H234ZM244 258V259H243ZM249 258V259H250ZM57 259V258H56ZM136 259V260H135ZM141 259V260H140ZM178 259L174 262V260H173V264H176V263H178V264H181L182 262L181 261H178ZM184 258H183V260H185ZM194 259V260H196L195 262H194V260L192 261V260ZM239 259H242L241 261L239 260ZM260 259H262V258H260ZM50 260V259H49ZM132 260H133V262H132ZM182 260V261H183ZM109 261V260H108ZM114 261H115V259H114ZM135 261H136V263H135ZM150 261H151V263H150ZM187 261V262H188ZM213 261V262H212ZM223 261H225V262H223ZM234 261H235V259H234ZM254 261H255V259H254ZM257 261H259V260H257ZM261 261V260H260ZM259 261V262H260ZM113 262V261H112ZM122 262V263H121ZM169 262H168V264H169ZM180 262V263H179ZM184 263H185V261H183ZM189 262H188V264H189ZM216 262V264H218ZM236 262V261H235ZM239 262L238 263H235V264H239ZM245 262V261H244ZM248 263H250L249 261H247ZM111 263V262H110ZM114 263V262H113ZM264 263V262H263ZM112 264V263H111ZM165 264V263H164ZM167 264V263H166ZM183 264V263H182ZM187 264V263H186ZM232 264H234V263H232ZM242 264V263H241ZM244 264H246V263H244ZM253 264V263H252ZM258 264V263H257ZM260 264V263H259Z\"/></svg>", "mask_w": 264, "mask_h": 264}, {"label": "built area", "instance_id": "3", "mask_svg": "<svg viewBox=\"0 0 264 264\" xmlns=\"http://www.w3.org/2000/svg\"><path fill=\"white\" fill-rule=\"evenodd\" d=\"M16 0H0V8L7 7L15 3ZM161 3H164L165 0H159Z\"/></svg>", "mask_w": 264, "mask_h": 264}]
</instances>
